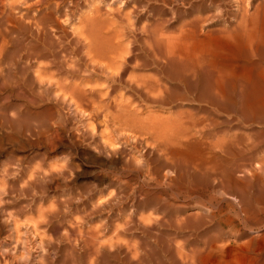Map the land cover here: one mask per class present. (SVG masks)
I'll use <instances>...</instances> for the list:
<instances>
[{
    "label": "rangeland",
    "instance_id": "rangeland-1",
    "mask_svg": "<svg viewBox=\"0 0 264 264\" xmlns=\"http://www.w3.org/2000/svg\"><path fill=\"white\" fill-rule=\"evenodd\" d=\"M0 1L2 2V3L0 2V11L2 9L1 6L3 3H4L3 5H6V4L7 5H13V2H15V3L17 2L16 4L14 3L13 6H16V5L19 6L20 10L24 9V7L27 4L28 5L26 7H28L29 5L31 6L32 3H34V1H30L27 4L20 6L24 0H8V2H6L7 0H3V1L0 0ZM75 1L77 2V5L79 6V7L76 6V8H74L77 10L73 9L74 10L73 13L75 12L74 13L75 19L81 18L80 15H82V18H83V16H84V18L87 16L95 18L98 14V17L101 18V23L104 24L107 20H111L114 17L113 22L115 21L116 24L115 23L112 24L113 25L112 27L110 26L111 23H113L112 21L111 22L108 21V22H110V24L102 25V26H104L103 27L104 29H105V26H106V28H107V26H108V28L110 26L109 29H107V30L105 29L107 32L105 33V31H104V35L105 34H106V36L112 35L110 37L113 39V37L116 36L117 34L119 35V36L118 35L117 36L120 38V34H121V37L126 38V40L125 39L123 40V38H121V40H123V41H121L117 37L119 40L118 41L117 38L114 37L115 38L113 40L114 42L113 41L112 42L114 43L115 48H117L118 46L119 47L116 49L117 51L115 50L117 52V55L109 56L110 58L112 57V59H110L109 57H103L104 59L101 57L99 59L98 56H95V57L90 56L91 57V58H89L90 61L93 59L92 57H94V59H93L94 63H93V60H92V63L94 65H96L95 67L102 66V68H107V66L109 67L112 64L113 67L110 66V70L107 68L106 71H108V70H109L108 72L113 71V69H116L118 67V65L120 64L119 60L121 61L122 55L126 54V52L128 51L125 48H127L128 46H131V47H128V49L130 48L129 51L130 50L134 51V55H133L134 58L132 57L133 60L131 59L132 61L130 63H128V66L130 67V69L128 68L126 71V73H127L126 77L128 78V79L127 78L126 79L127 80H133V79H131L134 75V74L133 75L131 74L132 73L131 71L133 70V72H135L136 75H134L135 76V77H133L134 81H132V82L139 83V84L140 83L143 84L142 83L143 81H145L144 83H147V84L149 82L150 86L148 85L146 87L147 88L149 87L148 89L152 88L154 90L148 91V89H146L147 91L146 90H144V91L148 92L150 94V96H152V94L158 93L157 95L163 96L164 98L167 95L165 88H167V87L170 88L171 86L174 85L173 82L169 81L168 77H167V74H170V73L172 74L173 69L171 67H169L167 60L163 59L164 56H161L160 54L159 55L158 54H152L151 52H149L153 49V46H152V44H150L151 43L150 41H152V40H147V39L151 38L150 37L151 34L148 32H150L153 28H155V30H157L158 35H160L162 37L172 36V34L170 35L171 32L174 35L173 37H175V33H176L175 31H177V35H178L179 31H182L183 29L184 30L187 29V27H185L184 23L188 24L191 21V19L194 20V18H197V17L199 18V17H203V16L205 17V15H206V18H208L207 20L210 22L207 21L208 26L206 27L205 30H206L207 34L209 32H211L210 34H208L210 36V39H208L209 38V36H208V38L206 37L204 39L205 42L199 43V44L197 43V41L194 43V38L192 40L194 44L190 43V42H192L191 39L188 40L187 43H180V44L176 43L178 41H175L174 49L178 50L179 48L180 49L183 48L184 50L181 49V51L183 50L184 54H181L182 52L179 49L177 51L178 53L176 51H174L175 52L174 55L177 54V56H179V54H181L180 55L181 58H188V57L196 58L197 55L195 54V52L198 51V53L197 52L196 53L198 54L197 57L199 58L200 57L199 55H201L200 53L202 51H204V49H202V48L208 47L209 49H206V51L210 50L209 51L210 52V58L209 59L211 61V64L213 65V67H215V66L217 67V65L219 66V64H220V66H223V69L226 70L228 81L232 82L231 80H235V81H237V84H238V86L236 85V89H238L240 87L238 90H240V92L242 94V97H241L242 98V105L245 108V110H247L249 112V114L247 113L244 116H238V115H235V113H233V112H232L233 114L229 113L227 110V112H223V113H225L224 114L225 116L223 115V113H221L222 115L220 114L219 121H220V119L224 120L226 118V120L220 121L222 123L220 126V129H223V131H227L230 127L235 126V124L237 123V125H238V127H236L237 133H239L241 138H242L241 139V146H242V143L245 145L252 143L253 145H255V149L252 150L253 155L258 154L257 157L253 158L254 160H252V165L254 163L253 161H255V163H254L255 166L253 165V167H256L255 171L257 170L255 172V177L258 176L256 178V180H255L254 175H252L251 177L249 175L244 176V173H242L241 175L240 174L236 175L239 178L240 182L242 181V183L247 184V187L244 191V197H245L246 202H248V204H249V206H247V208L249 209V212L247 215L243 214L244 217L242 216V214H238L239 212H238V209L236 208L237 203L234 200H232L231 198H227V196H224V195L222 196L216 192L217 191V181H215V180L213 181V179L212 180L209 179V182H206L205 180L202 179L200 170L195 165L196 159H199V156H197V154H196L198 152V149H196L197 152H195V149H194L195 146H196V148L198 146L196 143H193V142H195L194 140H196L197 135L193 129H188V130H193V131L189 132L187 130V128L185 127V125H188V123H191V121H192L191 119H194L197 116H199V113H200V111H199L200 106L199 105H201V104L199 102H195L194 100L192 101L191 95L186 94V92L184 91V89L181 86H179V89L174 94L172 99L168 98L171 102L167 101V99H166L167 104H164V105L158 104V106H159L158 107L156 103L149 102L143 96H141V95L137 94L136 92L132 91L131 89H129L125 84H123V83L115 84L114 83V89L112 91L110 90V95H109L110 98H109L108 104H110V106H107L108 105L107 103L106 104L100 103V102L97 103L98 101L96 100L95 101L96 105L97 104H99V105L105 104V106H103V105L100 107L98 106L100 108L98 111V108L94 104L92 106L93 108H89L87 110V112H90L89 110L91 109V113H93V111H95V112L97 111L96 112L97 113L96 121H95V117L93 118L94 120L92 119L90 121V124H89L91 127L90 128V127H88L89 122H88V120H86L85 117L78 114L75 111V109L72 110L74 107L72 106V108H71V105H69V103H67L66 100H64L63 98H62L63 101L61 100L62 96H61V92L58 91L60 89H58L57 84L59 81L61 82V80L64 79L63 83L59 82L60 84L58 86L60 88V87H63L65 85V88L69 89L72 86V84L78 85V83L81 80L85 79L84 82H86V83H84V85H86V88L92 87V89H94V88L97 89L98 87L99 88L101 87L100 88V89H102V91L100 92L101 95L98 94V96L100 95V97H103V94L106 95L108 93V90L104 89V88H106L107 86H109L111 84L108 81H106L105 78L103 77V75L105 76V74L103 73V75H101L100 74L101 72L94 73L93 77H95V76L96 77L90 78L92 81L89 79L90 84H89V82L87 83L86 80L88 78L86 79L85 77H88V75H91L93 73L92 68L90 67V66H92V63L89 60H86L84 58L85 51L84 50L82 51L81 49L75 47L73 45V43H70V41H69L70 39L65 36L63 38V42H64V44H66L65 42L68 41L66 44L67 48H69L68 53L71 50H72V53L70 52L67 56V59H65V60H62V59L57 60L56 59L54 61L55 69H53V67H52L53 65H51L52 68L48 65L49 64L48 60L40 59L39 65H41L40 67H44V69L42 68L43 71L44 70L46 71V75L44 74L45 72L42 71L43 73H41V74L42 75L44 74V75H43V78L41 80V78H40L41 74L39 73L41 69L36 68L37 69L36 70L34 68L35 65H33V64H31V66H30V64L26 62L27 59L24 60L25 56L23 55V51L19 50L20 46L17 44L16 40L17 41H25V42L27 40H29L28 35L26 34V32H24V25L20 24V25H18L19 27L17 26V29H15V31L13 33L14 35L13 34L11 35L12 41L8 42V40H7L8 44L5 47V50L3 51L2 55H1L3 58L1 61L2 63H1L0 70H3V71H1L2 73H0L2 75V77L0 75V78L3 82L1 84V80H0V86L2 85L0 88V101H1L0 102V110H2V112L6 113L7 115L5 114L4 117L1 116L0 121H1V123H3L5 129L6 128L8 130L10 129L9 130L10 133H9V131H6L4 129V131H6L5 133L8 132L7 134H11L12 132L15 133V131H16L17 134L22 135V133L25 131V129L27 127L28 128L30 127V129L32 130V133L33 134L36 133V136L32 137L33 143L35 142V144H37V143H39L38 142L39 140H41V139H44V140L40 141V143H42V144L39 143L40 145L34 144L33 149H30V151H29L26 149H20L22 147L20 144H14L10 140H5L6 138L0 137V140L1 139L4 140L2 143H1L2 140L0 141V143H1L0 146H2V147H0L1 148L0 149V151H1L0 152V165H2L0 167L1 168L3 167L2 169H0V172H1L0 178H2L0 184L2 183V185H3V186L0 185L1 186L0 188L3 187L2 189L4 190V192H1V194H0V200H2L0 202V204L6 205L5 207L7 210H9L11 212L13 211V213L15 215L16 214L18 215V216L16 215L17 218H15L16 219L15 221L17 223L13 222L17 225L14 226V224H13V226L12 225L10 226V224H12V223H9L6 225L5 219L2 218V215L0 214V240L3 239L2 242L0 241V255H1L0 257L3 258V259L0 258V264H10L9 262H11V264H31V263L32 264H88L89 263L88 252H90L89 247L91 248L93 246H94L93 247L94 251L96 250L97 247H98V249L96 250V252L99 250L98 251L99 256L97 255V257H95V256L93 257V258H95L94 264H178V263L182 264L180 257L177 258V256H180L179 255L180 252L182 254L190 255L189 249L191 250L190 252H192V251L196 252L197 257H199L198 260L202 264H206V263L207 264H264V222L262 223V221H264V217H263L264 216V202H263L264 201V187H263L264 185H262L264 182V170H263L264 167L262 166L264 164V121H263L264 120V1L263 0H257V1L256 0H247L248 3L245 4V3H243V2H245V0L244 1L239 0L236 4L235 2L237 0L236 1H233V0H231V1L230 0H210V2H209V0H204L205 2H208L209 4L205 3L204 5L201 6L200 5L201 0H196V1L195 0H135L134 2L137 3L136 5H135V3L131 4V3H133L132 2L133 0H125L126 5L124 7L123 6L119 7L118 4H115V5H118L116 8H115V5L113 4V2H110L111 4H107V5L105 4V6H104L103 4L99 5V0H98V3H97V0H88V3H87V0H75ZM109 1H111V0H109ZM217 1H219V2H217ZM262 1H263V3H262ZM91 2L94 3L93 5H95V6H93ZM240 2H241V4H240ZM85 3H87V5ZM210 3L213 5H211ZM90 4L92 6H90ZM247 4H249V5H247ZM258 4L260 6H258ZM234 5H235V7H234ZM241 5H243V7ZM244 5H246V6L244 7ZM87 6L89 9L87 8ZM101 6H102V8H100ZM216 6L218 8H216ZM91 7H93V9ZM94 7L97 10L94 9ZM127 7H129L130 9ZM258 7L260 8L259 9L260 11L257 10ZM78 8H79V10H78ZM98 8H99V11H98ZM105 8L108 11L110 10V13L108 12L109 16H107V18H106L107 10ZM240 8L242 9V11L244 13L243 15L247 19L242 15L241 11H240L241 13L238 12L240 10ZM243 8H244V10L245 9L246 10L248 9V10L244 11ZM80 9H81L82 13H81ZM83 9L85 10L87 16H85L86 14H85V12H83L84 11ZM86 9H87V11H86ZM90 9H92L94 11V14H93V11ZM100 9H102V12L100 11ZM111 9H113V10H111ZM127 9H128V11L130 10L131 12L130 11L128 12ZM171 9H172V11H171ZM88 10H89V13H88ZM95 10L97 13L95 12ZM105 10H106V12H105ZM76 11H77V13H76ZM112 11H113V15H110V14H112L111 13ZM117 11H118V18L116 19L117 15L115 12H117ZM124 11H126V13H122ZM137 11L139 12V15H138ZM99 12H101L102 14ZM103 12H105L106 15L103 14ZM256 12H259V13H256ZM79 13H80V15H79ZM202 13H203V16H202ZM246 13L248 15L249 14H252V15L248 16ZM90 14H92L93 16L92 15L90 16ZM99 14H101L100 15L101 17L99 16ZM254 14H256V15H254ZM103 15H105V19L102 17ZM124 15L125 16L127 15V20H126V17ZM131 15H132V18H131ZM110 16H111V19H109ZM159 17H161V18L159 19ZM242 17H244V18H242ZM250 17L251 18L254 17L253 19H254V21H256L252 25L253 28H252L251 24H248V22H247L248 18L251 19ZM102 18L104 21H102ZM188 18H190V19H188ZM219 18L222 20H220ZM139 19H140V21H139ZM209 19H211V20H209ZM218 19H219V21H218ZM241 19H243V22H245L242 25L239 24L240 22L242 23ZM124 20H126V22L128 21L129 23L127 24L126 22H124ZM134 20H135V23H134ZM122 21H123V23H122ZM141 21H143V22H141ZM161 21H162V23H160ZM99 22H100V20H99ZM108 22H106V23H108ZM117 22H119V23H117ZM154 22H156L157 24L159 22L160 25L159 24H158L159 26L155 25L156 26L155 27ZM168 22H170V23H168ZM174 22H175V24H173ZM237 22L239 24V28L236 27V26H238V24L236 25ZM125 23L128 26L124 25ZM152 23H153L154 27H152ZM4 24H5V26H2ZM117 24L120 28L117 26ZM245 24H246V26H245ZM2 25H0V30L7 28L8 25H11V23L4 22V23H2ZM183 25H184V28L182 27ZM115 26H117L118 28ZM124 26H126V28ZM129 26L133 30L134 29L135 30L131 31L130 30L131 28ZM141 26H143L144 28ZM175 26L178 28L182 27L183 29L180 28L181 30L180 29L178 30V28H176ZM3 27H5V28H3ZM139 27H140V29L136 30ZM151 27H152V29H151ZM247 27L249 29L251 27L252 29L249 30ZM124 28L126 30H124ZM127 28H129V29H127ZM148 28H149V30L150 29L151 30L150 31L147 30ZM156 28H158V29H156ZM212 28H213V30H212ZM242 28L247 29V30H243V31H245V33H243ZM115 29H117V30H115ZM120 29H122V31ZM207 29H208V31H207ZM118 30L120 32H118ZM146 30H147V32H146ZM168 30H171V31H168ZM224 30H226V31H224ZM251 30H253L252 33H251ZM110 31H112L111 34H110ZM139 31L144 32V34H146V37H148V38L144 37L143 36L144 34H142V32L139 33ZM221 31H223V32H221ZM121 32H124V33H121ZM160 32H162L163 34H159ZM255 32L256 33L259 32V33L256 34ZM107 33H108V35H107ZM113 33H115V34L117 33V34L114 35ZM220 33H221V35L224 36V38L223 39H216V38H219L221 36ZM125 34H127V35H125ZM129 34L132 36H130ZM148 34H150V35H148ZM166 34H167V36H165ZM180 34H181V32L179 33V37H180ZM242 34L244 35L243 37H242ZM177 35H176V37H177ZM139 36H141V37H139ZM179 37H177V38H179ZM145 38H146V42H148L150 45H148V43H146L144 41ZM258 38H259V40H258ZM14 39H15V41H13ZM65 39H67V41ZM141 39H143L145 44ZM260 39H261V41H260ZM127 40H129V41H127ZM262 40H263V45H261ZM122 42L125 43V47H124V44H122ZM204 43H206L207 47H202V45ZM258 43L260 44V46ZM146 44H147V46H145ZM68 45H69V47H68ZM200 45H201V47H199ZM148 46H150V47H148ZM178 46H180V47L177 48ZM121 47L124 49L122 51L123 54L121 51H119V52H121V55H120L118 50L122 49ZM186 47H187V49L190 50L191 56L185 57L186 52H187ZM198 48L199 49L201 48V50H199ZM179 51H180V53H179ZM193 51H195V52H193ZM188 54H189V52H187V55ZM192 54H195L196 56L193 55V57H192ZM69 55H71V56H69ZM79 55L80 56L82 55V56L80 57ZM154 55L159 56L158 61L159 62L163 61L164 65L160 64V67L154 66L152 63L153 59H157L156 56H154ZM182 55H184V57ZM113 57L117 58V60L120 57V59L117 61ZM68 58L69 59L74 58L75 61L73 59L72 63H71V60H69ZM160 58L162 59V61ZM83 59H85L84 62L87 61L86 65L83 62ZM105 59H107L109 62H112V63H109V65H108V63L105 61ZM137 59H140L141 62ZM102 60L104 62H102ZM112 60H114V61H112ZM135 60H137V61H135ZM43 61L44 62L46 61L47 63L45 62L46 64L44 65ZM68 61H69V63H68ZM96 61H98V62H96ZM133 61L136 63H133ZM42 62H43V65H42ZM105 62L107 63V66H105L106 65ZM116 62H117V64H115ZM137 62H139L140 64L144 63L147 66L144 68H139V69L133 68L132 66L134 64H139ZM31 63H32V61H31ZM82 63H83V65H82ZM103 63H104V65H101ZM132 63H133V65H132ZM97 64H98V66H97ZM19 65H20V67H19ZM68 65H69V68L67 67ZM75 65H77L78 68ZM114 65H117V66H114ZM130 65H132V66H130ZM49 67H50V71H49ZM88 67L90 69L87 71ZM152 67H154V68H152ZM67 68H68V70H67ZM81 68H82V70H81ZM111 68H112V70H111ZM131 68H132V70H131ZM134 69L136 71H134ZM145 69L147 70V72ZM152 69H153V73L155 70H156L155 71L156 73L153 74ZM36 71L38 72L37 76L39 75V77H37L38 80H34V82L37 83V85H38L39 82L44 81L43 82L44 84H41L43 86L39 87V88L33 82V77L36 78L35 77L36 73H37ZM62 71H63V73H62ZM86 71L89 73H87ZM51 72L52 73L54 72L53 74L55 76L54 75L52 76ZM34 73H35V75H34ZM48 73H49V75L47 77ZM64 73L65 74L67 73L66 74L67 76ZM79 73L82 75H80ZM128 74L132 75V77L128 76ZM31 75H34V76H31ZM100 75L102 77H100ZM137 75H138V77H137ZM139 75H140V77H139ZM155 75H157L158 78ZM142 76L143 77L148 76L146 79H148V78L150 79V76L151 77L154 76V78H151V79H153L152 81H150L151 79L150 80L148 79L149 81H146V80H144V78ZM159 76H161V77H159ZM46 77L50 78V79L45 80ZM64 77H66V79ZM70 77H72V78H70ZM100 78H104L105 84L102 81L103 79H100ZM139 78H142L143 80H141ZM11 79H12V81L15 79V81H18L19 83H21V85H20L21 87L19 88V90L15 91V92H18V94L17 93L15 94V92H14V93H11L12 94L11 95L10 91H8V89H6L7 85L9 83H12V81H10ZM51 79H53V81L56 79L54 81L55 83ZM72 79L73 80L75 79V80L73 81ZM78 79H79V81H78ZM135 79H136V81H135ZM48 80H50L49 82L51 84V87L45 86L46 82ZM65 80L67 83L64 82ZM138 80L139 81L141 80V82H139ZM36 81H38V82H36ZM56 81H57V83H56ZM96 81H98V84H100V85L103 83V86L102 85L97 86ZM31 82H32V84H31ZM27 83L31 84V86H30L31 88L29 87L30 88L29 92L27 91L28 89L24 88L25 86L24 87L22 86V85L27 84ZM52 83H53V85H52ZM81 83H82V81H81ZM153 83H155V86ZM163 83L167 84L168 86L164 85ZM87 84L89 86H87ZM160 84L161 85L163 84L162 86L165 88H163ZM104 85L105 86L107 85V86L105 87ZM117 85H118V87H117ZM158 85L161 87L159 88ZM54 86H56L57 90L54 88ZM68 86H69V88H67ZM26 87H28V86H26ZM43 88H45V89H43ZM99 88H98V90H100ZM158 88H159V90H158ZM161 88L165 89V90H163V95L161 94L162 93ZM51 89H53V91ZM117 90L119 92H117ZM120 90H121V92H120ZM123 90H127V91H124L126 93H122ZM1 91H2V93H1ZM6 91H8V92H6ZM131 91H132V93H131ZM152 91H153V93H152ZM192 91H193V94H195V90H192ZM57 92H59V93H57ZM8 93L11 96V98H9L10 102H9V99L7 100V97H9ZM52 93L58 94V97H55L54 96L55 94L52 95ZM5 94L7 95V97ZM13 94L16 96L15 98H13L14 97ZM121 94L124 97H122ZM156 94L153 96H156ZM117 95H118V97H117ZM111 96H113V97H111ZM115 97L118 98V100ZM119 97L122 98L123 100L120 99ZM2 98L5 100H3ZM113 98H114V100L116 99V101H118V103H117L118 105L116 104V102H114ZM126 99H130L131 101L126 100ZM134 99H135V101H132ZM60 100H61V102H60ZM120 100H121V103H120ZM128 101L130 102V104L132 102L131 105L133 107L130 106ZM140 101H142V102L144 101V102L141 103ZM3 103H5V104H3ZM134 103H135V105H134ZM125 104H127V105H125ZM128 104H129V106H128ZM146 104H147V106H146ZM150 104H152V105H150ZM154 104H155V106H154ZM122 105H123V108L121 107ZM14 106L15 107L17 106V107L15 108ZM124 106H125V108H124ZM136 106H138V107H136ZM61 107H63V108H61ZM105 107H107V108H105ZM115 107H116V109L118 108V111H116V112H114ZM119 107H121V109H124L127 113L124 112V110H123L122 114H121ZM126 107H128V108L130 107V108L128 109ZM69 108L71 110H69ZM103 108H104V110H103ZM137 108H140L139 113L137 111ZM17 110H19V111H17ZM106 110L108 111V116L105 115V114H107ZM110 111H113V112L111 113ZM103 112H106V113L104 114ZM118 112H119V114H118ZM131 112H133L132 113L133 115L131 114ZM193 112H194V114H193ZM8 113H9V115L11 113V117L14 121V123L11 124L12 125L11 127L5 126L7 124L6 123L7 120L10 118ZM115 113H117V115H119V116H121V115L125 116V115L130 114V116H129L130 119L133 116H134L133 118L137 119L135 121L136 123H138L137 121H140L142 125L144 124L147 126L148 124H150V127L148 125L147 129L144 128V131L147 134L151 133L152 130L154 131L155 127L158 129L160 128L159 131H157L158 129L156 130V128H155V131H157V132H159V134L163 135V136L160 135V138H162V140L163 139L164 140L165 139H168V140L172 139L175 141V139L177 138L176 139V142H177L178 139L180 138L178 143H175V142L172 143V145L175 143V148H174V145L172 148L175 150L178 149L179 152L183 151L182 154L176 153V157L180 155L179 156V159L181 158L180 162L185 165L184 168L187 170L177 171V172H174L172 174H168V176H170V175L172 176V177L170 176V180H171L170 182L169 181L158 182V181L154 180L155 176L151 175L152 171H155L157 168H160L161 162H159L155 158L154 152L151 149H149L150 148L149 146L153 143V141L155 140V138L157 136V135H155V137H154L152 135L157 134V133L152 132L151 136H149L150 134L149 135L144 134V131L142 130L144 126L143 127L141 126L142 127L141 130L143 131L142 132L140 130V132L143 133V135L141 136V133L137 132L140 129V128H138V125L135 124L136 127H133L134 123H132V121H131L132 124L126 122L127 125H125V121L123 120L125 117L122 119L119 116H116ZM180 113L182 115L184 113H186L183 116L181 115L185 120L180 116ZM252 113H254V114H252ZM111 114L113 116H111ZM177 114H179V115H177ZM102 115H105V116H102ZM109 115L111 118L113 117L114 119H110ZM257 115H260V116H257ZM261 115H263V117ZM235 116L240 118L239 122H236V121H235L236 123L232 122V119L235 118ZM66 117H67V119H66ZM76 117L78 119L80 118L79 120H81V121H82V118H85V119H83V121L81 122V121H78V119ZM101 117L103 119H101ZM104 117H106V118L104 119ZM153 117L155 119H153ZM185 117L190 118V119H187ZM192 117H194V118H192ZM17 118H18V120H17ZM119 118L122 119V120H120V124H118V121H116ZM106 119H108V120H106ZM135 119H133V120H135ZM173 119H174V121H173ZM182 119L185 122H183ZM23 120H24V122H23ZM99 120L100 121L102 120L101 121L102 125H103V123L106 124L105 122L110 123V120H112L113 122L111 121V123L109 125L106 124V128H107L106 129V128H103L105 126H102L100 123H98ZM177 120H178V122H177ZM180 120L184 124H181L182 122L179 123ZM186 120H188V122H186ZM115 121H116V123H114ZM121 121H123L124 123ZM226 121H228V122L231 121L230 122L231 124L230 123L228 124V122L226 123ZM25 122H26V125H25ZM96 122L98 123V125ZM148 122H150V123H148ZM151 122L152 123L154 122L155 126ZM15 123H17V124H15ZM79 123H83V124H79ZM85 123H86V125L84 126ZM113 123H114V125H113ZM238 123H240V124H238ZM92 124H94L95 127L91 126ZM130 124H131V127H128V125L130 126ZM138 124H140V123H138ZM151 124H152V127H151ZM160 124L161 125L163 124V125L161 126ZM169 124H170V126H169ZM179 124L182 125L181 128H183V129L186 128V130L184 129L185 130L184 132L182 129L179 130L180 129ZM226 124H228V125H226ZM86 126L88 128H84ZM113 126H115V127L121 126V128L118 129V128H115ZM176 126H177L176 129L178 130L177 132H176V129H174ZM189 126L190 125H188L187 127H189ZM108 127H110V128L113 127L114 130L110 129V128L108 129ZM125 127L129 128L130 130L132 129L131 130L132 132H130V130H128ZM132 127L136 128L135 129L136 131ZM148 127L151 129H149ZM164 127L167 128V130ZM178 127H179V129H178ZM51 128H52V130H51ZM89 128L91 130H88ZM122 128H124L126 130V134H124L125 133L124 129H123V131L121 130ZM137 128H138V130H137ZM161 129H162V132H164L163 130H166V131L164 133H162ZM173 129L175 130V132ZM82 130H84V132ZM78 131H81V132L75 134V132H78ZM117 131L119 133H122V134H119ZM134 131L136 133H138V135H136V133L132 134V133H134ZM103 132H105V133L103 134ZM110 132H111V134H110ZM170 132L173 133V134L171 133L172 136L170 135ZM179 132L182 135L179 134V136H178L177 134ZM80 133H81V135H80ZM168 133H169L170 137L167 136L168 138H166L165 135L166 134L168 135ZM174 133H175L176 137H175ZM190 133H191V136L193 133V137L195 138L194 139L193 137L190 136V140L193 138L191 141L189 140V134ZM106 134H107V138L109 137L108 135H110L111 138L109 137V139H106ZM112 134H113V136H112ZM128 134H130V135H128ZM82 135H84L86 137V139L88 140L89 143H87V140H86V142L84 141V139H85L84 136L82 137L84 139L80 138ZM100 135H102L104 138H102V136H100ZM116 135H118L117 136L118 138L116 137ZM125 135L129 138L128 139L129 141L126 139L127 137L124 138ZM134 135H136V136H134ZM45 136H47V137H45ZM77 136L79 138H77ZM131 136H132V140H131ZM133 136L135 139L133 138ZM187 136H188V139H186ZM121 137L123 138L124 141L122 140ZM143 137H145V138L147 137L146 143L144 142L145 139ZM158 137H159V135H158ZM181 137H183V138H181ZM35 138L37 140L38 139L39 140L36 141ZM76 138H77V140L75 141ZM113 138L115 140H117V142L115 140L111 141V140H113ZM160 138L159 139L156 138V139L160 141ZM98 139H99V141H98ZM103 139H104V144L102 141ZM105 139L108 141V144L112 142V144H110V145H113V148L116 149L115 153L111 154L110 150H109V152H107L108 149H106L102 146V145H107L109 148H111L110 145L105 143V142H107ZM148 139H149V141H148ZM185 139L187 141L189 140L188 143L189 144L191 143V146L187 145L188 143L185 142L186 141ZM125 140H127V141H125ZM42 141H44V142H42ZM83 141H84V143H83ZM132 141H134V142H132ZM180 141H182V143H184V144L186 143L185 145L188 149L193 147L194 150H192V148H191L193 153L191 152L192 153L191 154L190 150L185 148L184 147L185 145L183 144L184 145L183 146ZM212 141L214 142V139ZM262 141H263V143H262ZM45 142H46V145L43 144ZM118 142H120V143H118ZM85 143H86V145H85ZM115 143H117V144H115ZM192 143L196 144V145H192ZM82 144H84V145H82ZM87 144H89V145H87ZM145 144H147V145H145ZM176 144H178V146H176ZM180 144L183 146L184 150L181 149L182 146ZM18 145H20V146H18ZM115 145H117L118 147ZM179 145L181 147H179ZM92 146H94V147L92 148ZM122 146H123V149H122ZM88 147H91V149L90 148L88 149ZM141 148L143 149V151L141 150ZM94 149H97V150H94ZM138 149H140V151ZM180 150H182V151H180ZM199 150H200V148H199ZM255 150L258 152H256ZM262 150H263V152H261ZM92 151H93V154H92ZM178 151L176 150L175 152H178ZM184 151L186 153H184ZM187 151H189V152H187ZM131 152H133V153H131ZM141 152H143V153H141ZM67 153H69L70 155ZM23 154L25 155V157ZM117 154H118V156H117ZM184 154H185V157H184ZM193 154H196V155H193ZM86 155H88V156H86ZM113 155H114L116 160H113L114 159ZM186 155H188V156H186ZM193 156H197L198 158H195V157L193 158ZM66 157H68V159ZM84 157L86 159H84ZM188 158H190V160ZM91 159H93V160L91 161ZM108 159H109V161H108ZM135 159H137V161ZM182 159H184L186 161L183 160V162H182ZM192 159H193V161H192ZM18 160H20V162ZM64 160H66V162H63ZM117 160L119 162H114ZM134 160H135V162H134ZM139 160H141V161H139ZM187 160L189 162H187ZM34 161H35V163H34ZM45 163H46V165H45ZM256 163H259V164H256ZM65 164H68V165L65 166ZM147 164H148V166H147ZM23 165H25V166H23ZM27 165H28V167H26ZM45 166H48V167L50 166L49 167L50 170L47 171L46 169H48V168L46 167V169H45ZM60 166H63V167H60ZM20 167H22V168H20ZM36 167L38 169H34ZM41 167H42V169H41ZM59 167H60V169H59ZM12 168H13V170H12ZM28 168H31V170L30 169L28 170ZM260 168H261V170H260ZM62 169H64V170H62ZM57 170H59V171H57ZM20 171H23V174ZM27 171L28 172L30 171L28 173L29 175L31 174L30 176L28 174H26ZM56 171H57V173H56ZM45 172H46V174H45ZM16 173H18V174H16ZM43 173H44V175H43ZM179 173H180V175H179ZM213 173L217 174L216 171H213ZM15 174L17 175L18 179L16 178ZM41 174H42V176H44L43 178H42ZM57 174H58V176H57ZM4 176L7 179H4ZM33 176H35L34 180L36 182L34 180H32ZM13 177L15 179L19 180V183H21V184L24 183V185L20 186L21 184H17L18 181L15 180ZM28 177H31V178H28ZM36 177L39 180H36ZM49 177H50V179H49ZM118 177H119V180L121 179L120 181L118 180ZM247 177H249V178H247ZM252 177H253V179H252ZM20 178H22L21 179L22 182H21ZM8 179H10V180H8ZM250 179H252V181ZM23 180H25V182ZM46 180L48 181L47 184H46V182H47ZM256 183H258V184H256ZM13 184L16 186H14ZM157 184L158 185L161 184V185L158 186ZM254 184H256V186ZM10 185H12L14 187H12ZM195 186H196V188H195ZM4 187H5V189H4ZM166 187H167V189H166ZM197 187H198V189H197ZM192 190H193V192H192ZM97 193H98V195H97ZM105 193L108 196H105L106 195ZM255 193H257V194H255ZM101 195H102V197H101ZM194 195L196 196V198ZM215 197H216V199H215ZM256 197H257V199H255ZM70 199H71V201H70ZM94 199H96L97 201ZM101 200H103L102 201L103 203L101 202ZM6 201H8V202H6ZM98 201H100V202H98ZM216 203H217V205H216ZM255 203H257V206ZM177 204H180V205H177ZM9 205H11V206H9ZM41 205L44 207L42 208ZM16 206H18L17 207L18 209L15 208ZM10 208H11V210H10ZM150 208H151V210H150ZM256 208H259V210ZM146 211L148 214L150 213L149 214L150 216H148V218H150V219L147 218ZM254 211H255V213H254ZM259 211L261 213L263 212L262 213L263 215H261V213H259ZM22 213L24 215H22ZM27 213H29L30 216ZM44 213L45 214L47 213V214L44 215ZM138 213H141V215L144 217V220L141 219L144 223L140 221V218L138 220V217H141V216H139ZM154 213H156V214H154ZM26 214H27V216L25 217ZM31 214H32V216H31ZM152 214H153V216H151ZM187 214H189V215H187ZM256 214L260 215V216H257L259 218H257L255 216ZM20 215L22 216V218H19V217H21ZM42 215L44 217H47V218L44 219V217ZM75 215H76V218H75ZM154 215H156V216H154ZM176 215H178V216H176ZM182 215H184V217H186V218H184V217L181 218ZM251 215L252 216L254 215V217H251ZM190 216L192 217L191 219L194 220L193 223H188V221H187V218H190ZM237 216H240V218ZM170 217H172V218H170ZM261 217H262V219H261ZM124 218L125 219L127 218V219L125 220ZM155 218H157L156 219L157 222L153 220ZM165 218H166V220H165ZM176 218L180 219V220L175 221ZM248 218L251 220H249ZM253 218H254V220H253ZM46 219H48V220L46 221ZM145 219H146L148 224L146 223ZM182 219L184 222L181 221ZM20 220H22V221H20ZM33 220H35V221H33ZM150 220H152V221L150 222ZM252 220H253V222H251ZM255 220L258 222H256ZM44 221H45V223H44ZM76 221H78V222H76ZM131 221H133V222H131ZM248 221H250L251 224ZM20 222H22V223L20 224ZM239 222H241V223H239ZM255 222L259 225H257ZM26 223H28V224H26ZM57 223H58V225H57ZM177 223L179 224V226ZM244 224H245V226H244ZM25 225H26L25 228L26 229L28 228L27 231H26V229H24ZM29 225H31V226H29ZM35 225L37 226L38 229H36ZM18 226H19V228H17ZM45 226H48V227H45ZM10 227L12 229L14 227V230H12ZM15 227L18 230L20 228L22 229V230L21 229L19 230L20 231L19 234L17 233L18 230ZM31 227H32V229H31ZM54 227H57V228L59 227V229L61 228L60 229L61 231L57 230L55 233H52L50 230L53 229ZM33 229H34V233H33ZM68 229H69V231H68ZM15 230L17 232H15ZM98 230L101 232H99ZM39 231H41V232H39ZM66 232H67V234H66ZM79 232H80V234H81V232L84 234L80 235ZM15 233H17L19 235V237L17 234L15 235ZM36 233H38V234H36ZM41 233L44 235L43 237L40 235ZM92 233H93L94 237L91 236ZM115 233H116V235H115ZM33 234H34V237H33ZM47 234H49L50 236ZM52 234H53V236H52ZM58 235H61L62 237H60ZM83 235L85 237H83ZM29 236H31V237H29ZM40 236H41V239L43 240V242L40 241L41 240ZM45 236H46L47 241L49 243H47V241L45 240L46 239ZM48 236H49V238H48ZM56 236L58 239L59 238H61V239H59V241H58V239H56ZM16 237H17V239H16ZM38 237H39V240H38ZM75 237L77 239H81L82 241L81 240L78 241ZM88 237L90 238L89 239V241L91 243L90 246L88 244L89 241L87 242ZM113 237H115V239ZM173 237H174V239H173ZM210 238H216L218 240V242L220 244H218L217 248H215V249H207L206 248V244L204 242H206ZM15 239H16V241H15ZM25 239H27V241ZM48 239H50V240H48ZM94 239H96V240H94ZM116 239H117V241H116ZM124 239H125V241H124ZM178 240H179V242H178ZM36 241H37V243H36ZM39 241L43 245L41 243H39ZM55 241H56V243H55ZM69 241H71V242H69ZM97 241H100V242H97ZM170 241H171V244H170ZM173 241L174 242L177 241V243L179 245L183 244L180 246H182L184 249L183 248L180 250L178 249L177 251L178 252L180 251L179 253L175 250L176 251V253H175L174 249H176V248H174V242ZM224 241H226V243ZM34 242L36 244H39V245L37 246L36 244H34ZM114 242L115 243L117 242V243L113 244ZM46 243L48 246H46ZM231 243H232V245H231ZM132 244H133V246H130ZM172 244H173V248H172ZM175 245H177V244H175ZM185 245H187V246H185ZM39 246H41V247H39ZM44 246H46V247H44ZM67 247H68V249H67ZM46 249H48V250H46ZM134 249H135V251H134ZM197 249H199V250L197 251ZM4 250H5V252H4ZM40 250H44V252L40 251ZM173 254H176V255H173ZM3 255L6 256V258L8 256H10V257H8L6 259ZM40 258H41V260H39ZM69 260H71V262ZM175 260L178 263H176Z\"/></svg>",
    "mask_w": 264,
    "mask_h": 264
},
{
    "label": "bare ground",
    "instance_id": "bare-ground-1",
    "mask_svg": "<svg viewBox=\"0 0 264 264\" xmlns=\"http://www.w3.org/2000/svg\"><path fill=\"white\" fill-rule=\"evenodd\" d=\"M3 1V0H2ZM30 1H34V3H32V5L30 6H28V7H26L28 4V2H30ZM135 0H133L132 2L133 3H131V4H134L135 2H134ZM196 1V0H195ZM231 1V0H230ZM233 1H236V0H233ZM232 1V2H233ZM239 0H237L235 3L237 4V2H238ZM244 1V0H243ZM257 1V0H256ZM264 1V0H263ZM263 1H262V3H263ZM1 2V1H0ZM6 2H8V0L6 1ZM19 2V1H18ZM86 2V1H85ZM110 2H113V4L115 5V4H118L119 5V7H121V6H125L126 5V3H125V0L123 1V0H111V1H109V0H99V5H101V4H103L104 6H105V4L107 5V4H111ZM128 2V1H127ZM130 2V1H129ZM209 2H210V0H209ZM217 2H219V1H217ZM251 2V1H250ZM260 2V1H259ZM2 3V2H1ZM12 3V2H11ZM14 3L15 2H13V5H14ZM17 3V2H16ZM15 3V4H16ZM84 3V2H83ZM87 3H88V0H87ZM87 3H85L86 5H87ZM92 3V2H91ZM97 3H98V0H97ZM149 3V2H148ZM207 4L208 2H205L204 0H201V6L202 5H204V4ZM243 3H248L247 2V0H245V2H243ZM242 3V4H243ZM258 3V2H257ZM4 4V3H3ZM2 4V6H1V11H0V25H2V23H4V22H9V23H11V25H8V27L7 28H5V27H3V28H5V29H2V30H0V68H1V61H2V53H3V51L5 50V47L7 46V44H8V42H10V41H12V34L14 33V31H15V29H17V26L18 25H20V24H22V25H24V32H26V34L28 35V38H29V40H27L26 42L25 41H17L16 40V42H17V44L20 46L19 48V50L21 51H23V55L25 56L24 58V60H26V62L27 63H29L30 64V66H31V64H33V65H35V69L37 68V69H41L40 70V74L41 73H43V72H45L44 74L46 75V71L44 70L43 71V69H44V67H40L41 65H39L40 64V62H39V60L40 59H43V60H48V62H49V66L51 67V65H53L52 67H53V69H55V63H54V61L57 59H62V60H65V59H67V56H68V54L71 52L72 53V50L68 53V50H69V48H67V39L69 38L70 40V43H73V45L75 46V47H77V48H79V49H81L82 51L84 50L85 51V55H84V58L86 59V60H89L90 61V59L89 58H91L90 56H98L99 57V59L102 57H109V56H115V55H117V48L119 47H117V48H115V46H114V39L115 38H117L118 36L115 34V33H113L114 35H116V36H114L113 37V39L110 37V36H112V35H109V36H106V34L104 35V31H105V33L107 32L106 30L107 29H109L110 28V26L112 27L113 25L112 24H114L115 23V21L113 22V18L111 19V16H110V18L109 19H111V20H107L106 22H108V21H112L113 23H111V25L109 26V28H108V26H107V28H106V26H105V29L103 28L104 26H102V25H105V24H110V22H108V23H104V24H102L101 23V18H99L98 17V14H97V16L94 18V17H89V16H87V14H86V12H85V10L83 11V12H85V16H87V17H85L84 18V16H83V18H82V15H80V13H79V15H80V17L81 18H77V19H75V17H74V13H73V11L74 10H77V9H74V8H76V6H78L77 5V2L75 1V0H24L23 1V3L20 5V6H22V5H25V4H27L25 7H24V9H22V10H20L19 9V6H13V5H7L6 3V5H3ZM9 4V3H8ZM79 4V3H78ZM94 3H92V5H93ZM137 3H135V5H136ZM209 4V3H208ZM211 4V3H210ZM216 4V3H215ZM240 4H241V2H240ZM252 4V3H251ZM91 4H90V6H92ZM118 5H115V8L118 6ZM147 5V4H146ZM173 5V4H172ZM191 5V4H190ZM211 5H213V4H211ZM239 5V4H238ZM247 5H249V4H247ZM255 5V4H254ZM82 6V5H81ZM84 6V5H83ZM89 6V7H90ZM93 6H95V5H93ZM103 6V7H104ZM111 6V5H110ZM109 6V7H110ZM133 6V5H132ZM131 6V7H132ZM215 6V5H214ZM242 7H243V5H241ZM240 6V7H241ZM246 5H244V7H245ZM251 6V5H250ZM258 6H260L259 4H258ZM79 7V6H78ZM97 7V6H96ZM112 7V6H111ZM142 7V6H141ZM165 7V6H164ZM234 7H235V5H234ZM238 7V6H237ZM241 7V8H242ZM83 8V7H82ZM87 8H88V6H87ZM92 9H93V7H91ZM100 8H102V6L100 7ZM126 8V7H125ZM127 8H129V7H127ZM144 8V7H143ZM170 8V7H169ZM216 8H218L217 6H216ZM220 8V7H219ZM240 8V10L238 11V12H242V15L244 14L243 13V11H242V9ZM248 8V7H247ZM256 8V7H255ZM74 9V10H73ZM89 9V8H88ZM92 9H90V10H92ZM94 9H96L95 7H94ZM106 9V8H105ZM121 9V8H120ZM130 9V8H129ZM132 9V8H131ZM190 9V8H189ZM249 9V8H248ZM247 9V10H248ZM254 9V8H253ZM260 8L258 7V11H260L259 10ZM78 10H79V8H78ZM97 10V9H96ZM96 10H95V12H96ZM107 10V9H106ZM106 10H105V12H106ZM111 10H113V9H111ZM117 10V9H116ZM115 10V11H116ZM123 10V9H122ZM121 10V11H122ZM126 10V9H125ZM139 10V9H138ZM243 10H244V8H243ZM246 10V9H245ZM244 10V11H245ZM246 10V11H247ZM80 11H81V9H80ZM79 11V12H80ZM86 11H87V9H86ZM93 11V10H92ZM98 11H99V8H98ZM100 11L102 12V9H100ZM120 11V12H121ZM127 11H128V9H127ZM130 11V10H129ZM128 11V12H129ZM171 11H172V9H171ZM206 11V10H205ZM220 11V10H219ZM237 11V10H236ZM255 11V10H254ZM101 12H99V13H101ZM105 12H103V14H105ZM110 13V10L108 11L107 10V15H106V18H107V16H109L108 14ZM127 12V13H128ZM131 12V11H130ZM138 12V11H137ZM207 12V11H206ZM211 12V11H210ZM216 12V11H215ZM240 12V13H241ZM76 13H77V11H76ZM81 13H82V11H81ZM88 13H89V10H88ZM92 13V12H91ZM97 13V12H96ZM112 14H110V15H113V11L111 12ZM116 13V19L118 18V11L117 12H115ZM122 13H126V11H124V12H122ZM204 13V12H203ZM203 13H202V16H203ZM250 13V12H249ZM252 13V12H251ZM256 13H259V12H256ZM93 14H94V11H93ZM102 14V13H101ZM101 14H99V16L101 15ZM121 14V13H120ZM196 14V13H195ZM239 14V13H238ZM247 14V13H246ZM89 15V14H88ZM92 14H90V16H91ZM105 15H103L102 17L105 19ZM130 15V14H129ZM138 15H139V12H138ZM201 15V14H200ZM208 15V14H207ZM248 15V14H247ZM249 15H252V14H249ZM248 15V16H249ZM254 15H256V14H254ZM253 15V16H254ZM258 15V14H257ZM76 16V15H75ZM93 16V15H92ZM122 16V15H121ZM125 16V15H124ZM123 16V17H124ZM137 16V15H136ZM135 16V17H136ZM244 16V15H243ZM98 17V18H97ZM101 17V16H100ZM126 17V20H127V15L125 16ZM124 17V18H125ZM130 17V16H129ZM139 17V16H138ZM245 17V16H244ZM244 17H242V18H244ZM257 17V16H256ZM103 18H102V21H104L103 20ZM131 18H132V15H131ZM137 18V17H136ZM141 18V17H140ZM161 17H159V19H160ZM172 18V17H171ZM191 18V17H190ZM190 18H188V19H190ZM222 18V17H221ZM246 18V17H245ZM251 18V17H250ZM254 18V17H253ZM253 18H251V19H249L248 18V20H247V22H248V24H251V26L253 25V23L254 22H256V21H254V19ZM100 20V22H99V20ZM156 19V18H155ZM187 19V20H188ZM208 18H206V15H205V17L203 16V17H197V18H194V20H192L191 19V21L188 23V24H186V23H184L185 24V27H187V29H183L184 28V25L182 26V27H180L181 29H183L182 31H179L178 32V35H177V31H175L176 33H175V37H176V35H177V37H179V33L181 32V34H180V37L179 38H175V37H173L174 35H173V33L171 32L170 33V35L172 34V36H167V34L165 35V36H167V37H162V36H160V35H158V33H157V30H155V28H153L152 29V27H154L155 25L157 26L158 24L160 25V23H162V21L159 23L158 22V24L156 23V22H154V26H153V23H152V27H151V31L149 30V28L147 29V30H149L150 32H148V33H150V34H148V35H150V39H147V40H152V41H150L151 43L150 44H152V46H153V49L151 50V51H149V52H151L152 54H160L161 56H164L163 57V59L165 60H167V63H168V65H169V67H171L172 69H173V72H172V74L170 73V74H167V77H168V80L169 81H172L173 82V86H171L170 88H168L167 86V84H164V85H167L166 87L168 88H165V87H163L161 84V86L163 87V88H165V89H162L161 88V91H162V95H163V90H165L166 91V97L164 98L163 96H160V95H157L155 92V94H156V96H153V95H155V94H152L153 93V91H152V96H150V94L148 93V92H145L144 90H146V89H148L146 86H150V83L148 82V84L147 83H144L145 81H143L142 83L143 84H139V83H134V82H132V81H134V78L133 77H135L134 75H136L135 74V72H133V70H132V68H131V74L133 75V77H132V75H129L128 74V76H130V77H132L131 79H133V80H127L128 78L126 77V75H127V73H126V71H127V69L129 68L130 69V67L128 66V63H130L132 60H133V58H134V51H132V50H130L129 51V49H128V47H131V46H126L127 48H125V49H127L128 51L126 52V54H123V49L124 48H122V49H119L118 50V52L119 51H121L122 52V54L124 55H122V57H121V61L119 60L120 59V57H119V62H120V64L118 65V67L116 68V69H113V71H111V72H108L109 70H110V66H112V64L108 67L107 66V63H108V65H109V63H112V62H109L107 59H105V61L107 62H105L106 63V65L105 66H107V68L109 69L108 71H106V69L107 68H102V66H98V64L100 63H98L97 64V66L98 67H95L96 65H94L93 63H94V57H92L93 59V63H92V60L90 61L91 63H92V66H90L89 64V66L92 68V71H93V73L91 74V75H88V77H85L87 80V83L89 82V84H90V81H89V79L90 78H92L93 77V74L94 73H99V72H101L100 74L101 75H103V73L105 74V76L103 75V77L105 78V80L106 81H108L109 83H111L109 86H105L106 88H104V89H107L108 90V93L106 94V95H104L103 94V97H100V95H101V91H102V89H100L99 87V89L100 90H98V88L96 89V88H94V89H92V87L91 88H86V85H84V83H86V82H84V80H81L82 81V83H81V81L78 83V85H73L72 84V86L69 88V86L67 87V88H69V89H66L65 88V85L63 86V87H60L59 88V84L62 82L63 83V80L64 79H62L61 80V82L59 83L58 82V84H57V87H58V89H60V90H58L59 92H61V100H62V98L64 99V100H66L67 101V103H69V105H71V108H72V106L74 107L72 110H74L75 109V111L78 113V114H80V115H82L83 117H85L86 118V120H88V125L90 124V121L95 117V121H96V115H97V111L95 112V111H93V113H91V109L89 110L90 112H87V110L89 109V108H93L92 106L95 104V101L97 100L98 102L97 103H107L108 104V101H109V95H110V90L112 91L113 89H114V83L115 84H121V83H123V84H125L129 89H131L132 91H134V92H136L137 94H139V95H141V96H143L146 100H148L149 102H152V103H156L157 104V106H158V104L159 105H164V104H167V102H166V99H167V101H169V102H171L169 99H172L173 98V96H174V94L177 92V90L179 89V86H181L183 89H184V91L186 92V94H188V95H191V100L193 101H195V102H199L201 105H199L200 106V108H199V111H200V113H199V116H197L196 118H194V117H192V118H194V119H191L192 121H191V123H188V125H190L189 127H187L188 125H185V127L187 128V130L188 129H193L195 132H196V135H197V137H196V140H194L195 142H193V143H196L197 144V146L200 148V150H199V148L197 147L196 148V146H195V152H197L196 151V149H198V152L196 153L197 154V156H199V159H196V167L200 170V173H201V177H202V179L203 180H205L206 182H209V179H213V181L215 180V181H217V193H219L220 195H224V196H227V198H231L232 200H234L236 203H237V205H236V208L238 209V214H242V216H243V214L244 215H247L248 214V212H249V209L247 208V206H249V204H248V202H246V200H245V197H244V191H245V189H246V187H247V184H245V183H242V181L240 182V180H239V178L236 176L237 174H242V173H244V176H246V175H249L250 177L252 176V175H254V177H255V172L257 171H255V168L256 167H253V165H254V163H255V161H253L254 163H253V165H252V160H254L253 158H256L257 157V155L258 154H254L253 155V152H252V150H254L255 149V145H253L252 143H250V144H247V145H245V144H243L242 143V146H241V136H240V134L239 133H237V129H236V127H238V125H237V123L236 122H239V117H237V116H235V118H233L232 119V122H235L236 124H235V126H232V127H230L227 131H223V129H220V126H221V122L220 121H224V120H226V118L224 119V120H222V119H220V121H219V116H220V114L221 113H223V112H227V110H228V112L229 113H235V115H238V116H244L245 114H249V112L247 111V110H245V108L243 107V105H242V94H241V92H240V90H238V89H236V85L238 86V84H237V81H235V80H231L232 82H229L228 81V77H227V74H226V70L225 69H223V66H220V64H219V66L217 65V67L215 66V67H213V65L211 64V61H210V50L209 51H206V49H209L207 46H206V43H204L203 45H202V47H207V48H202V49H204V51H202L200 54L201 55H199L200 57L198 58L197 56H198V51H193V52H195V54L197 55H195V54H192V57H193V55H195L196 56V58H191V57H188V58H181V54H184L183 53V48H181V49H183L182 51H181V49L179 48L180 46H178L177 48H179L180 49V51L182 52L181 54H179V56H177V54L176 55H174V51H178V50H176V49H174V44H175V41H178V42H176V43H187V41L188 40H190L191 39V41L193 40V38H194V43L197 41V43L199 44V43H203V42H205L204 41V39L207 37L208 38V34H210L211 32H209L208 34H207V32H206V27L208 26L207 25V20ZM215 19V18H214ZM220 19V18H219ZM219 19H218V21H219ZM231 19V18H230ZM247 19V18H246ZM115 20V19H114ZM126 20H124V22H126ZM131 20V19H130ZM165 20V19H164ZM173 20V19H172ZM209 20H211V19H209ZM220 20H222V19H220ZM242 20V23L240 22ZM239 22V24L240 25H242V24H244L245 22H243V19H241ZM121 21V20H120ZM133 21V20H132ZM139 21H140V19H139ZM155 21V20H154ZM2 22V23H1ZM141 22H143V21H141ZM187 22V21H186ZM208 22H210V21H208ZM224 22V21H223ZM222 22V23H223ZM117 23H119V22H117ZM122 23H123V21H122ZM127 24L129 23L128 21L126 22ZM126 23L124 24V25H126ZM134 23H135V20H134ZM156 23V24H155ZM168 23H170V22H168ZM77 24V25H76ZM79 24V25H78ZM116 24V23H115ZM141 24V23H140ZM173 24H175V22L173 23ZM177 24V23H176ZM217 24V23H216ZM238 24V22L236 23V25ZM239 24H238V26H236L237 28H239ZM147 25V24H146ZM158 25V26H159ZM2 26H5V24L4 25H2ZM117 26H118V24H117ZM117 26H115V27H117ZM126 26H128V25H126ZM126 26H124L125 28H126ZM150 26V25H149ZM155 26V27H156ZM162 26V25H161ZM164 26V25H163ZM178 26V25H177ZM245 26H246V24H245ZM244 26V27H245ZM249 26V25H248ZM19 27V26H18ZM119 27V26H118ZM117 27V28H118ZM130 27V26H129ZM141 27H143V26H141ZM176 27V26H175ZM120 28V27H119ZM124 28V30H126ZM131 28V27H130ZM144 28V27H143ZM176 28H178V27H176ZM180 28H178V30L180 29ZM214 28V27H213ZM213 28H212V30H213ZM223 28V27H222ZM246 28V27H245ZM248 28V27H247ZM252 28H253V26H252ZM251 27H250V29H252ZM256 28V27H255ZM104 29V30H103ZM114 29V28H113ZM127 29H129V28H127ZM140 29V27L138 28V29H136V30H139ZM142 29V28H141ZM156 29H158V28H156ZM160 29V28H159ZM163 29V28H162ZM168 29V28H167ZM175 29V28H174ZM180 29V30H181ZM249 29V28H248ZM249 29V30H250ZM115 30H117V29H115ZM121 31H122V29H120ZM131 31L133 30L132 28L130 29ZM135 30V29H134ZM133 30V31H134ZM144 30V29H143ZM147 30H146V32H147ZM164 30V29H163ZM162 30V31H163ZM166 30V29H165ZM176 30V29H175ZM216 30V29H215ZM236 30V29H235ZM243 30H247V29H243L242 28V31ZM254 30V29H253ZM253 30H251V33L253 32ZM109 31V30H108ZM130 31V32H131ZM145 31V30H144ZM159 31V30H158ZM161 31V30H160ZM168 31H171V30H168ZM167 31V32H168ZM207 31H208V29H207ZM224 31H226V30H224ZM232 31V30H231ZM241 31V30H240ZM241 31V32H242ZM257 31V30H256ZM111 32L112 31H110V34H111ZM117 32V31H116ZM118 32H120L119 30H118ZM128 32V31H127ZM126 32V33H127ZM140 32H142V31H139V33ZM164 32V31H163ZM174 32V31H173ZM220 32V31H219ZM221 32H223V31H221ZM235 32V31H234ZM247 32V31H246ZM121 33H124V32H121ZM236 33V32H235ZM243 33H245V31H243ZM249 33V32H248ZM256 33V32H255ZM259 33V32H258ZM258 33H256V34H258ZM120 34V33H119ZM137 34V33H136ZM142 34H144V32H142ZM159 34H163L162 32H160ZM217 34V33H216ZM223 34V33H222ZM238 34V33H237ZM262 34V33H261ZM14 35V34H13ZM107 35H108V33H107ZM125 35H127V34H125ZM130 35V34H129ZM138 35V34H137ZM169 35V34H168ZM218 35V34H217ZM220 35H221V33H220ZM233 35V34H232ZM16 36V35H15ZM14 36V37H15ZM22 36V35H21ZM68 37L67 39H65L67 42H65L66 44H64V42H63V38L64 37ZM130 36H132V35H130ZM144 37H146V34H144L143 35ZM212 36V35H211ZM244 35L242 34V37H243ZM246 36V35H245ZM251 36V35H250ZM260 36V35H259ZM262 36V35H261ZM13 37V38H14ZM20 37V36H19ZM127 37V36H126ZM139 37H141V36H139ZM143 37V38H144ZM241 37V36H240ZM239 37V38H240ZM119 38V37H118ZM118 38H117V40H118ZM121 38H123V37H121V34H120V38H119V40H121ZM146 38H148V37H146ZM146 38H145V42H146ZM224 38V36L223 35H221L219 38H216V39H223ZM263 38V37H262ZM261 38V39H262ZM19 39V38H18ZM24 39V38H23ZM126 40V38L124 37L123 38V40ZM208 39H210V36H209V38ZM261 39H260V41H261ZM7 40H8V42H7ZM64 40V41H65ZM116 40V41H117ZM118 40V41H119ZM123 40H121V41H123ZM130 40V39H129ZM129 40H127V41H129ZM142 41H143V39H141ZM258 40H259V38H258ZM13 41H15V39L13 40ZM113 41V42H112ZM120 41V42H121ZM143 41V42H144ZM233 41V40H232ZM255 41V40H254ZM253 41V42H254ZM119 42V43H120ZM145 42H144V44H145ZM130 43V42H129ZM146 43H148V42H146ZM190 43H193V41L192 42H190ZM189 43V44H190ZM193 43V44H194ZM260 43V42H259ZM258 43V44H259ZM122 44H124V47H125V43L124 42H122ZM131 44V43H130ZM149 43H148V45H150ZM257 44V43H256ZM12 45V44H11ZM118 45V44H117ZM196 45V44H195ZM194 45V46H195ZM201 45L199 46V47H201ZM261 45H263V40H262V42H261ZM134 46V45H133ZM132 46V47H133ZM145 46H147V44L145 45ZM151 46V47H152ZM183 46V45H182ZM188 46V45H187ZM198 46V45H197ZM196 46V47H197ZM259 46H260V44H259ZM68 47H69V45H68ZM139 47V46H138ZM148 47H150V46H148ZM189 47V46H188ZM195 47V48H196ZM73 48V47H72ZM146 48V47H145ZM190 48V47H189ZM150 49V48H149ZM186 49H187V47H186ZM199 49V48H198ZM77 50V49H76ZM116 50V51H115ZM189 49H187V52H189V54L187 55V52H186V56L185 57H187V56H191V52H190V50L188 51ZM199 50H201V48L199 49ZM14 51V50H13ZM180 51H179V53H180ZM116 52V53H115ZM121 52H119V54L121 55ZM125 53V52H124ZM178 53V52H177ZM137 54V53H136ZM119 55V56H120ZM69 56H71V55H69ZM80 56V55H79ZM82 56V55H81ZM80 56V57H81ZM154 56H156V55H154ZM183 57H184V55H182ZM74 57V56H73ZM78 57V56H77ZM117 57V56H116ZM133 57V58H132ZM138 57V56H137ZM136 57V58H137ZM158 57L159 56H156V58L157 59H153V65L154 66H156V67H160V64L162 65L163 64V61H162V57L160 58L161 59V61L162 62H159L158 61ZM76 58V57H75ZM83 58V57H82ZM97 58V57H96ZM110 58V57H109ZM113 58H115V57H113ZM8 59V58H7ZM69 59V58H68ZM74 59V58H73ZM73 59H69V60H71V63H72V60ZM79 59V58H78ZM85 59H83V62L85 61ZM104 59V58H103ZM110 59H112V57L110 58ZM116 60H117V58H115ZM132 59V60H131ZM117 60V61H118ZM137 60H139L140 61V59H137ZM137 60H135V61H137ZM31 61H32V63H31ZM74 61H75V59H74ZM73 61V62H74ZM88 61V62H89ZM101 61V60H100ZM111 61V60H110ZM112 61H114V60H112ZM25 62V61H24ZM25 62V63H26ZM44 62V61H43ZM43 62H42V65H43ZM46 62V61H45ZM44 62V65L47 63H45ZM58 62V61H57ZM87 62V61H86ZM86 62H84L85 63V65L87 64ZM96 62H98V61H96ZM102 62H104L103 60H102ZM141 62V61H140ZM59 63V62H58ZM68 63H69V61H68ZM133 63H136V62H134L133 61ZM133 63H132V65H133ZM137 63H139V62H137ZM37 64V65H36ZM65 64V63H64ZM79 64V63H78ZM96 64V63H95ZM115 64H117V62L115 63ZM23 65V64H22ZM62 65V64H61ZM67 65V64H66ZM82 65H83V63H82ZM87 65V66H88ZM94 65V66H93ZM101 65H104V63L103 64H101ZM132 65H130V66H132ZM152 65V66H153ZM164 65V64H163ZM29 66V67H30ZM64 66V65H63ZM71 66V65H70ZM77 68H78V66L77 65H75ZM114 66H117V65H114ZM147 65H145L144 63H142V64H134L132 67L133 68H144V67H146ZM7 67V66H6ZM19 67H20V65H19ZM22 67V66H21ZM50 67H49V71H50ZM51 67V68H52ZM68 68H69V65L67 66ZM73 67V66H72ZM113 67V66H112ZM43 68V69H42ZM68 68H67V70H68ZM85 68V67H84ZM152 68H154V67H152ZM20 69V68H19ZM36 69V70H37ZM52 69V70H53ZM65 69V68H64ZM86 69V68H85ZM90 68L88 67V69H87V71L89 70ZM137 69V70H138ZM149 69V68H148ZM14 70V69H13ZM29 70V69H28ZM51 70V71H52ZM81 70H82V68H81ZM111 70H112V68H111ZM146 70V69H145ZM1 71H3V70H0V73H2ZM43 71V72H42ZM48 71V70H47ZM48 71V72H49ZM58 71V70H57ZM86 71V72H87ZM134 71H136L135 69H134ZM151 71V70H150ZM156 71V70H155ZM154 71V73H156ZM6 72V71H5ZM28 72V71H27ZM37 72V71H36ZM55 72V71H54ZM53 72V73H54ZM81 72V71H80ZM85 72V71H84ZM139 72V71H138ZM143 72V71H142ZM146 72H147V70H146ZM149 72V71H148ZM29 73V72H28ZM52 72H51V74H52V76L54 75ZM57 73V72H56ZM62 73H63V71H62ZM83 73V72H82ZM87 73H89V72H87ZM130 73V72H129ZM152 73H153V69H152ZM153 73V74H154ZM6 74V73H5ZM37 74H38V72L36 73V78H34L33 77V82H34V80H38L37 79V77H39V75L37 76ZM43 74V75H44ZM65 74V73H64ZM67 74V73H66ZM65 74V75H66ZM80 74V73H79ZM1 75V74H0ZM34 75H35V73H34ZM34 75H31V76H34ZM43 75L41 74V76H40V78H41V80H42V78H43ZM48 75H49V73L47 74V77H48ZM80 75H82V74H80ZM100 75V77H102ZM162 75V74H161ZM55 76V75H54ZM57 76V75H56ZM67 76V75H66ZM75 76V75H74ZM79 76V75H78ZM77 76V77H78ZM84 76V75H83ZM156 77H157V75H155ZM1 77H2V75H1ZM46 77V79L45 80H47V79H50V78H47ZM58 77V76H57ZM56 77V78H57ZM63 77V76H62ZM82 77V76H81ZM80 77V78H81ZM96 77V76H95ZM95 77H93V78H95ZM137 77H138V75H137ZM136 77V78H137ZM139 77H140V75H139ZM143 77V76H142ZM148 77V76H147ZM147 77H143L144 78V80H146V81H149L151 78H154V76L153 77H151L150 76V79L148 80V79H146ZM159 77H161V76H159ZM6 78V77H5ZM39 78V79H40ZM65 79H66V77H64ZM70 78H72V77H70ZM84 78V77H83ZM104 78H100V79H103L102 81H103V83H104ZM127 78V79H126ZM158 78V77H157ZM97 79V78H96ZM138 79V78H137ZM139 79H141V80H143L142 78H139ZM166 79V78H165ZM0 80H1V78H0ZM25 80V79H24ZM52 81H53V79H51ZM56 80V79H55ZM54 80V81H55ZM59 80V79H58ZM57 80V81H58ZM70 80V79H69ZM73 80V79H72ZM75 80V79H74ZM73 80V81H74ZM91 80V79H90ZM94 80V79H93ZM141 80L139 81V82H141ZM153 79H151L150 81H152ZM157 80V79H156ZM155 80V81H156ZM10 81H12V79L10 80ZM50 80H48L47 82H46V87H51V84H50V82H49ZM53 81V82H54ZM57 81H56V83H57ZM78 81H79V79H78ZM92 81V80H91ZM95 81V80H94ZM93 81V82H94ZM99 81V80H98ZM98 81H96L97 82V86L98 85H100V84H98ZM101 81V82H102ZM135 81H136V79H135ZM159 81V80H158ZM157 81V82H158ZM167 81V80H166ZM168 81V82H169ZM2 80H1V84H2ZM36 82H38V81H36ZM44 82V81H43ZM43 82H39L38 83V85H37V83H35L36 84V86H38V88L39 87H42L43 85H41V84H44ZM64 82H66V80L64 81ZM72 82V81H71ZM100 82V81H99ZM160 82V81H159ZM55 83V82H54ZM67 83V82H66ZM65 83V84H66ZM73 83V82H72ZM75 83V82H74ZM81 83V84H80ZM103 83L101 84L102 86H103ZM161 83V82H160ZM239 83V82H238ZM23 84V83H22ZM28 84V83H27ZM24 84V85H22L24 88H26V89H28L27 91L29 92V90H30V86H31V84H32V82H31V84ZM77 84V83H76ZM105 84V83H104ZM145 84V85H144ZM154 84V86H155V83H153ZM158 84V83H157ZM156 84V85H157ZM21 85V83H19L18 81H15V79L12 81V83H9L8 85H7V88L6 89H8V91H10V94L11 93H14L15 91H18L19 90V88L21 87L20 86ZM52 85H53V83H52ZM67 85V84H66ZM69 85V84H68ZM100 85V86H101ZM240 85V84H239ZM2 86V85H1ZM1 86H0V88H1ZM26 86H28V87H26ZM44 86V87H45ZM87 86H89L88 84H87ZM125 86V87H126ZM152 86V85H151ZM159 86V85H158ZM161 86H159V88L161 87ZM22 87V88H23ZM30 87V88H29ZM53 87V86H52ZM117 87H118V85H117ZM120 87V86H119ZM157 87V86H156ZM21 88V89H22ZM54 88L56 89V86H54ZM53 88V89H54ZM151 88V87H150ZM159 88H158V90H159ZM5 89V88H4ZM43 89H45V88H43ZM53 89H51L52 91H53ZM54 89V90H55ZM118 89V88H117ZM121 89V88H120ZM128 89V90H129ZM57 90V89H56ZM119 90V89H118ZM117 90V92H119ZM122 90V89H121ZM121 90H120V92H121ZM149 90H154V89H148V91ZM192 90H195V94H193V91ZM8 91H6V92H8ZM25 91V90H24ZM50 91V90H49ZM104 91V90H103ZM124 91H127V90H123L122 91V93H126V92H124ZM132 91H131V93H132ZM147 91V90H146ZM23 92V91H22ZM59 92H57V93H59ZM116 92V93H117ZM1 93H2V91H1ZM18 94V92H15V94ZM31 93V92H30ZM51 93V92H50ZM56 93V92H55ZM55 93H52V95L53 94H55ZM103 93V92H102ZM115 93V92H114ZM113 93V94H114ZM160 93V92H159ZM10 94L8 93V95H9V97H7V95H6V97H7V100L9 99V98H11V96H10ZM22 94V93H21ZM36 94V93H35ZM98 94H100L99 96H98ZM4 95V96H5ZM12 95V94H11ZM23 95V94H22ZM38 95V94H37ZM120 95V94H119ZM122 95V94H121ZM135 95V94H134ZM3 96V95H2ZM14 96V97H13ZM13 98H15L16 96L13 94ZM55 97H58V94H55L54 95ZM116 96V95H115ZM128 96V95H127ZM126 96V97H127ZM138 96V95H137ZM5 97V98H6ZM20 97V96H19ZM18 97V98H19ZM39 97V96H38ZM43 97V96H42ZM111 97H113V96H111ZM117 97H118V95H117ZM122 97H124L123 95H122ZM23 98V97H22ZM26 98V97H25ZM24 98V99H25ZM116 98V97H115ZM120 98V97H119ZM130 98V97H129ZM169 98V99H168ZM177 98V97H176ZM183 98V97H182ZM190 98V97H189ZM3 99V98H2ZM117 100H118V98H116ZM116 99L114 100V98H113V100H114V102H116V104L118 103V101H116ZM120 99H122V98H120ZM137 99V98H136ZM3 100H5V99H3ZM6 100V101H7ZM48 100V99H47ZM61 100H60V102H61ZM112 100V101H113ZM123 100V99H122ZM126 100H129V101H131L130 99H126ZM139 100V99H138ZM145 100V101H146ZM63 101V100H62ZM128 101V102H129ZM132 101H135V99L134 100H132ZM189 101V100H188ZM1 102V101H0ZM9 102H10V99H9ZM34 102V101H33ZM141 103H143L142 101H140ZM29 103V102H28ZM56 103V102H55ZM120 103H121V100H120ZM184 103V102H183ZM3 104H5V103H3ZM10 104V103H9ZM105 104L103 105V104H101V105H99V104H95L96 105V107L98 108V111H99V107L100 106H105ZM113 104V103H112ZM129 104H130V102H129ZM129 104H128V106H129ZM131 104H132V102H131ZM130 104V106H132ZM7 105V104H6ZM15 105V104H14ZM118 105V104H117ZM125 105H127V104H125ZM134 105H135V103H134ZM145 105V104H144ZM150 105H152V104H150ZM183 105V104H182ZM186 105V104H185ZM250 105V104H249ZM99 106V107H98ZM107 106H110V104H108ZM112 106V105H111ZM146 106H147V104H146ZM154 106H155V104H154ZM8 107V106H7ZM15 107V106H14ZM17 107V106H16ZM15 107V108H16ZM60 107V106H59ZM95 107V108H96ZM114 107V106H113ZM118 107V106H117ZM122 108H123V105L121 106ZM121 107H119V109H120V112H121V114H122V111L124 110V109H121ZM133 107V106H132ZM136 107H138V106H136ZM149 107V106H148ZM159 107V106H158ZM163 107V106H162ZM4 108V107H3ZM11 108V107H10ZM21 108V107H20ZM19 108V109H20ZM61 108H63V107H61ZM96 108V109H97ZM105 108H107V107H105ZM124 108H125V106H124ZM126 108H128V107H126ZM130 108V107H129ZM128 108V109H129ZM156 108V107H155ZM111 109V108H110ZM115 110H114V112H116V111H118V108L116 109V107L114 108ZM69 110H71L70 108H69ZM103 110H104V108H103ZM139 110H140V108H137V111H138V113H139ZM147 110V109H146ZM17 111H19V110H17ZM30 111V110H29ZM107 111V110H106ZM134 111V110H133ZM160 111V110H159ZM11 112V111H10ZM70 112V111H69ZM111 113L113 112V111H110ZM124 112H126L125 110H124ZM141 112V111H140ZM12 113V112H11ZM11 113H10V115H9V113H8V115L10 116V118L7 120V124L5 125L6 127H8V126H12L11 124L12 123H14V121H13V119H12V117H11ZM19 113V112H18ZM104 114L106 113V112H103ZM127 113V112H126ZM133 112H131V114H132ZM147 113V112H146ZM155 113V112H154ZM197 113V112H196ZM195 113V114H196ZM232 113V114H233ZM5 114L6 113H3L2 112V110H0V118H1V116H5ZM30 114V113H29ZM51 114V113H50ZM49 114V115H50ZM73 114V113H72ZM91 114V115H90ZM116 114V116H119V115H117V113H115ZM114 114V115H115ZM118 114H119V112H118ZM120 114V115H121ZM125 114V113H124ZM129 114V113H128ZM135 114V113H134ZM137 114V113H136ZM148 114V113H147ZM150 114V113H149ZM153 114V113H152ZM151 114V115H152ZM167 114V113H166ZM184 114H186V113H184ZM183 114V115H184ZM191 114V113H190ZM193 114H194V112H193ZM225 113H223V115H224ZM231 114V115H232ZM252 114H254V113H252ZM7 115V114H6ZM33 115V114H32ZM71 115V114H70ZM77 115V114H76ZM105 115H107L108 116V111H107V114H105ZM105 115H102V116H105ZM133 115V114H132ZM131 115V116H132ZM139 115V114H138ZM158 115V114H157ZM177 115H179V114H177ZM182 114L180 113V116H181ZM182 115V116H183ZM192 115V114H191ZM222 115V114H221ZM230 115V116H231ZM111 116H113L112 114H111ZM130 114L129 115H125V116H123V115H121V116H119L120 118H124L123 120L125 121V125H127L126 124V122H128V123H131V121H132V123H134V126L133 127H136L135 126V124L136 125H138V128H140L139 130H138V128H137V132L138 133H141L140 132V130H141V128L143 127V131H144V128H146L147 129V126L149 125V127H150V124H148L147 126L146 125H142L141 124V122L140 121H137L138 123H140V124H138V123H136L135 121L137 120V119H135V118H131L130 119ZM148 116V115H147ZM156 116V115H155ZM181 116V117H182ZM186 116V115H185ZM189 116V115H188ZM194 116V115H193ZM225 116V115H224ZM228 116V115H227ZM229 116V117H230ZM257 116H260V115H257ZM262 117H263V115H261ZM14 117V116H13ZM69 117V116H68ZM109 117H110V115H109ZM115 117V116H114ZM190 117V116H189ZM228 117V118H229ZM234 117V116H233ZM261 117V118H262ZM44 118V117H43ZM77 118V117H76ZM85 118H82V121H83V119H85ZM106 117H104V119H105ZM117 118V117H116ZM118 119V120H116V121H118V124H120V120H122V119ZM183 118V117H182ZM185 118H187V117H185ZM259 118V117H258ZM41 119V118H40ZM66 119H67V117H66ZM65 119V120H66ZM78 119V118H77ZM80 119V118H79ZM78 119V121H81V120H79ZM101 119H103L102 117H101ZM109 119V118H108ZM108 119H106V120H108ZM110 119H114L113 117L111 118L110 117ZM133 119H135V120H133ZM150 119V118H149ZM152 119V118H151ZM153 119H155L154 117H153ZM175 119V118H174ZM174 119H173V121H174ZM184 119V118H183ZM182 119V121L183 122H185L184 120ZM187 119H190V118H187ZM231 119V118H230ZM248 119V118H247ZM253 119V118H252ZM17 120H18V118H17ZM73 120V119H72ZM71 120V121H72ZM94 120V119H93ZM179 120V119H178ZM178 120H177V122H178ZM229 120V119H228ZM22 121V120H21ZM40 121V120H39ZM74 121V120H73ZM77 121V120H76ZM81 121V122H82ZM85 121V120H84ZM100 121V120H99ZM98 121V123H100L101 124V121L99 122ZM111 121L112 120H110V123H111ZM116 121L114 122V123H116ZM152 121V120H151ZM181 120L179 121V123H181L182 122ZM241 121V120H240ZM250 121V120H249ZM264 121V120H263ZM23 122H24V120H23ZM70 122V121H69ZM68 122V123H69ZM86 122V121H85ZM113 122V121H112ZM121 122H123V121H121ZM155 122V121H154ZM154 122L152 123L153 125H154ZM169 122V121H168ZM181 123V124H184V123ZM186 122H188V120H186ZM228 121H226V123H227ZM231 122V121H230ZM230 122H228V124L230 123ZM84 123V122H83ZM83 123H79V124H83ZM92 123V122H91ZM97 123V122H96ZM98 123H97V125H98ZM107 125H109L110 123L108 122H105ZM114 123H113V125H114ZM124 123V122H123ZM131 123V124H132ZM143 123V122H142ZM148 123H150V122H148ZM172 123V122H171ZM170 123V124H171ZM174 123V122H173ZM248 123V122H247ZM15 124H17V123H15ZM46 124V123H45ZM78 124V125H79ZM106 124H104L103 123V125L102 126H105V127H103V128H106ZM131 124H130V126L128 125V127H131ZM147 124V123H146ZM152 124H151V127H152ZM159 124V123H158ZM157 124V125H158ZM170 124H169V126H170ZM228 124H226V125H228ZM231 124V123H230ZM234 124V123H233ZM238 124H240V123H238ZM24 125V124H23ZM25 125H26V122H25ZM24 125V126H25ZM47 125V124H46ZM45 125V126H46ZM72 125V124H71ZM86 125V123L84 124V126ZM124 125V126H125ZM161 125V124H160ZM163 125V124H162ZM161 125V126H162ZM173 125V124H172ZM180 125V124H179ZM17 126V125H16ZM70 126V125H69ZM91 126H94V124H92ZM122 126V125H121ZM121 126H117V127H115V126H113V127H115V128H118V129H120L121 128ZM142 126V127H141ZM155 126V125H154ZM167 126V125H166ZM168 126V127H169ZM224 126V125H223ZM74 127V126H73ZM88 127H90V125L88 126ZM87 126L86 127H84V128H88ZM95 127V126H94ZM113 127L112 128H110V127H108V129L110 128V129H113ZM123 127V126H122ZM132 127V128H133ZM148 127V128H149ZM182 127V125H180V129H179V127H178V129L179 130H183V132L186 130V128H181ZM229 127V126H228ZM72 128V127H71ZM76 128V127H75ZM91 128V127H90ZM88 129V130H91V129ZM125 128H127V127H125ZM156 128V127H155ZM155 128H154V131L152 130V132H154V133H157V134H154V135H152V136H154L155 137V135H157L156 136V138H160V135L161 134H159V132H157V131H159V129L158 128H156V130L157 131H155ZM165 128V127H164ZM172 128V127H171ZM174 128V127H173ZM177 128V126L174 128V129H176ZM4 129H5V127H4V125H3V123H1V121H0V137H4V138H6L5 140H10L11 142H13L14 144H20L22 147L20 148V149H26V150H29L30 151V149H33V145L35 144V142L33 143V140H32V137H34V136H36V133H32V130L30 129V127L28 128H26L25 129V131L22 133V135H19V134H17V132L15 131V133H11V134H7V133H5L6 131H9L7 128L5 129L6 131H4ZM23 129V128H22ZM42 129V128H41ZM107 129V128H106ZM123 129L124 128H122L121 130L123 131ZM128 130H130L129 128H127ZM134 130L136 129V128H133ZM145 129V130H146ZM149 129H151V128H149ZM148 129V130H149ZM166 130H167V128H165ZM170 129V128H169ZM173 129V130H174ZM51 130H52V128H51ZM72 130V129H71ZM87 130V131H88ZM93 130V129H92ZM103 130V129H102ZM114 130V129H113ZM132 130V129H131ZM130 130V132H132ZM141 130V131H142ZM147 130V131H148ZM166 130H163L164 132L166 131ZM193 130H188L189 132H191V131H193ZM83 132H84V130H82ZM108 131V130H107ZM112 131V130H111ZM124 131H125V133L124 134H126V130L124 129ZM136 131V130H135ZM134 131V133H132V134H135L136 132ZM142 131V132H143ZM171 131V130H170ZM178 130L176 129V132H177ZM79 132H81V131H78V132H75V134H77V133H79ZM82 132V133H83ZM86 132V131H85ZM94 132V131H93ZM118 132V131H117ZM129 132V131H128ZM127 132V133H128ZM129 132V133H130ZM149 132V131H148ZM151 132V131H150ZM151 132V133H152ZM161 132H162V129H161ZM164 132H162V133H164ZM173 132V131H172ZM172 132H170V135H171V133ZM174 132H175V130H174ZM182 132V131H181ZM187 132V131H186ZM188 132V133H189ZM9 133H10V131H9ZM21 133V132H20ZM44 133V132H43ZM48 133V132H47ZM51 133V132H50ZM49 133V134H50ZM87 133V132H86ZM89 133V132H88ZM105 132H103V134H104ZM119 133V132H118ZM117 133V134H118ZM138 133H136V135H138ZM151 133H145V131H144V134H147V135H149V136H151ZM187 133V134H188ZM40 134V133H39ZM42 134V133H41ZM45 134V133H44ZM55 134V133H54ZM57 134V133H56ZM96 134V133H95ZM102 134V135H103ZM110 134H111V132H110ZM116 134V133H115ZM114 134V135H115ZM119 134H122V133H119ZM118 134V135H119ZM173 134V133H172ZM179 134H181L180 132L177 134L178 136H179ZM52 135V134H51ZM80 135H81V133H80ZM97 135V134H96ZM99 135V134H98ZM102 135H100V136H102ZM118 135H116V137L118 136ZM128 135H130V134H128ZM136 135H134V136H136ZM140 135V134H139ZM143 135V133H141V136ZM146 135V136H147ZM158 135H159V137H158ZM174 135H175V133H174ZM182 135V134H181ZM180 135V136H181ZM186 135V134H185ZM184 135V136H185ZM195 135V134H194ZM54 136V135H53ZM84 135H82L80 138H82ZM104 136V135H103ZM102 136V138H104ZM110 138H111V136L110 135H108ZM112 136H113V134H112ZM134 136H133V138H134ZM161 136H163V135H161ZM166 136V138H168V137H170L169 136V133H168V135L166 134L165 135ZM168 136V137H167ZM172 136V135H171ZM183 136V137H184ZM190 136H191V133L189 134V140H190ZM44 137V136H43ZM45 137H47V136H45ZM56 137V136H55ZM58 137V136H57ZM85 137V136H84ZM109 137L107 138V134H106V139H109ZM115 137V136H114ZM123 137V136H122ZM121 137V138H122ZM127 136L125 135L124 136V138H126ZM148 137V136H147ZM146 137V138H147ZM153 137V138H154ZM175 137H176V135H175ZM183 137H181V138H183ZM186 137V136H185ZM191 137H193V133H192V136ZM38 138V137H37ZM52 138V137H51ZM50 138V139H51ZM54 138V137H53ZM75 138V137H74ZM77 138H79L78 136H77ZM77 138L75 139V141L77 140ZM89 138V137H88ZM97 138V137H96ZM118 138V137H117ZM116 138V139H117ZM137 138V137H136ZM144 139H145V143H146V138L145 137H143ZM150 138V137H149ZM152 138V139H153ZM155 138V140L153 141V143L149 146L150 148L149 149H151L153 152H154V155H155V158L159 161V162H161V166H160V168H157L155 171H152V174L151 175H154L155 176V178H154V180H156V181H158V182H165V181H171L170 180V176H168V174H172V173H174V172H177V171H184V170H187V169H185L184 167H185V165L183 164V163H181L180 162V159H179V154L181 153L182 154V150H180V151H182V152H179L178 151V149H176L178 152H175L176 150L175 149H173L172 147H173V145H174V148H175V143H178V141H179V139H178V141L176 142V139H175V141L174 140H168V139H163L162 140V138H160V141L159 140H157ZM174 138V137H173ZM194 138V137H193ZM192 138V139H193ZM36 139V138H35ZM41 139V138H40ZM82 139H84V138H82ZM81 139V140H82ZM92 139V138H91ZM105 139V140H106ZM127 140L129 139L128 137L126 138ZM135 139V138H134ZM151 139V138H150ZM170 139V138H169ZM186 139H188V136H187V138ZM185 139V140H186ZM191 139V140H192ZM195 139V138H194ZM214 139V142L212 141ZM255 139V138H254ZM2 140V139H1ZM0 140V141H1ZM39 140V139H38ZM37 139H36V141H38ZM41 140H44V139H41ZM41 140H39L38 142L40 143V141ZM86 137H85V139H84V141L86 142ZM115 139L113 138V140H111V141H114ZM122 140H123V138H122ZM127 140H125V141H127ZM131 140H132V136H131ZM189 140L187 141H185V142H189ZM190 140V141H191ZM4 140H2L1 141V143L3 142ZM50 141V140H49ZM84 141H83V143H84ZM93 141V140H92ZM98 141H99V139H98ZM103 141V144H104V139L102 140ZM107 141V140H106ZM110 141V140H109ZM116 142H117V140H115ZM119 141V140H118ZM124 141V140H123ZM129 141V140H128ZM148 141H149V139H148ZM172 141V142H171ZM184 141V140H183ZM7 142V141H6ZM5 142V143H6ZM42 142H44V141H42ZM47 142V141H46ZM46 142L45 143H43L44 145H46ZM73 142V141H72ZM81 142V141H80ZM101 142V141H100ZM132 142H134V141H132ZM143 142V143H144ZM173 142H175L173 145H172V143ZM181 143H182V141H180ZM179 142V143H180ZM252 142V141H251ZM0 143V144H1ZM37 143V142H36ZM39 143H37V144H39ZM87 143H89L88 142V140H87ZM99 143V142H98ZM97 143V144H98ZM105 143H107L108 144V141L107 142H105ZM114 143V142H113ZM118 143H120V142H118ZM137 143V142H136ZM148 143V142H147ZM192 143V145H196V144H193ZM247 143V142H246ZM254 143V142H253ZM262 143H263V141H262ZM37 144H35V145H37ZM40 144H42V143H40ZM39 144V145H40ZM79 144V143H78ZM94 144V143H93ZM110 144H112V142L111 143H109L108 145H110ZM115 144H117V143H115ZM139 144V143H138ZM184 143H182V145H183ZM186 144V143H185ZM184 144V145H185ZM20 145H18V146H20ZM38 145V146H39ZM82 145H84V144H82ZM85 145H86V143H85ZM87 145H89V144H87ZM96 145V144H95ZM123 145V144H122ZM144 145V144H143ZM145 145H147V144H145ZM181 145V144H180ZM179 145V147H181ZM183 145V146H184ZM188 146L190 145L191 146V143L189 144H187ZM245 145V146H244ZM104 148H106V149H108V151L107 152H109V150H110V153L111 154H113V153H115V150L116 149H114L113 148V145H110V147L111 148H109L107 145H102ZM115 146H117V145H115ZM121 146V145H120ZM134 146V145H133ZM176 146H178V144H176ZM183 146L181 147V149H183ZM0 147H2V146H0ZM35 147V146H34ZM80 147V146H79ZM94 146H92V148H93ZM118 147V146H117ZM140 147V146H139ZM142 147V146H141ZM185 148H187L186 147V145L184 146ZM18 148V147H17ZM91 149V147H88V149ZM121 148V147H120ZM192 148V150H194L193 149V147H191ZM191 148L190 149H188V150H190V153L192 152V150H191ZM1 149V148H0ZM122 149H123V146H122ZM257 149V148H256ZM94 150H97V149H94ZM139 151H140V149H138ZM141 150L143 151V149L141 148ZM146 150V149H145ZM175 150V151H174ZM184 150V149H183ZM136 151V150H135ZM174 151V152H173ZM186 151V150H185ZM184 151V153H186ZM256 151V150H255ZM1 152V151H0ZM11 152V151H10ZM69 152V151H68ZM89 152V151H88ZM97 152V151H96ZM187 152H189V151H187ZM256 152H258V151H256ZM260 152V151H259ZM261 152H263V150L261 151ZM31 153V152H30ZM70 153V152H69ZM69 153H67V154H69ZM130 153V152H129ZM131 153H133V152H131ZM141 153H143V152H141ZM176 153H179L178 155L179 156H177L176 157ZM193 153V152H192ZM191 153V154H192ZM92 154H93V151H92ZM190 154V155H191ZM196 154H193V155H196ZM262 154V153H261ZM24 155V154H23ZM70 155V154H69ZM82 155V154H81ZM90 155V154H89ZM189 155V154H188ZM188 155H186V156H188ZM10 156V155H9ZM86 156H88V155H86ZM92 156V155H91ZM94 156V155H93ZM117 156H118V154H117ZM123 156V155H122ZM182 156V155H181ZM197 156H193V158L195 157V158H198ZM263 156V155H262ZM19 157V156H18ZM24 157H25V155H24ZM90 157V156H89ZM113 157H114V155H113ZM140 157V156H139ZM184 157H185V154H184ZM190 157V156H189ZM27 158V157H26ZM67 159H68V157H66ZM65 158V159H66ZM70 158V157H69ZM75 158V157H74ZM81 158V157H80ZM124 158V157H123ZM141 158V157H140ZM25 159V158H24ZM30 159V158H29ZM64 159V158H63ZM62 159V160H63ZM84 159H86L85 157H84ZM103 159V158H102ZM189 160H190V158H188ZM22 160V159H21ZM88 160V159H87ZM93 159H91V161H92ZM105 160V159H104ZM113 160H116L115 159V157H114V159ZM112 160V161H113ZM136 161H137V159H135ZM135 160H134V162H135ZM183 160L184 159H182V162H183ZM256 160V159H255ZM19 162H20V160H18ZM23 161V160H22ZM108 161H109V159H108ZM139 161H141V160H139ZM184 161H186V160H184ZM192 161H193V159H192ZM29 162V161H28ZM43 162V161H42ZM63 162H66V160H64ZM68 162V161H67ZM89 162V161H88ZM105 162V161H104ZM114 162H119L118 160L117 161H114ZM187 162H189L188 160H187ZM191 162V161H190ZM15 163V162H14ZM33 163V162H32ZM34 163H35V161H34ZM139 163V162H138ZM20 164V163H19ZM60 164V163H59ZM117 164V163H116ZM189 164V163H188ZM256 164H259V163H256ZM262 164V163H261ZM6 165V164H5ZM35 165V164H34ZM45 165H46V163H45ZM49 165V164H48ZM68 164H65V166H67ZM108 165V164H107ZM125 165V164H124ZM194 165V166H195ZM0 166H2V165H0ZM23 166H25V165H23ZM116 166V165H115ZM147 166H148V164H147ZM255 166V165H254ZM263 167H264V164L262 165ZM26 167H28V165L26 166ZM46 167L48 168V169H46ZM50 167V166H49ZM49 167L48 166H45V169L48 171V170H50L49 169ZM53 167V166H52ZM51 167V168H52ZM56 167V166H55ZM60 167H63V166H60ZM60 167H59V169H60ZM76 167V166H75ZM131 167V166H130ZM3 168V167H2ZM1 167H0V169H2ZM9 168V167H8ZM20 168H22V167H20ZM194 168V167H193ZM196 168V169H197ZM258 168V167H257ZM5 169V168H4ZM25 169V168H24ZM31 170V168H28V170ZM34 169H38L37 167L36 168H34ZM40 169V168H39ZM41 169H42V167H41ZM44 169V170H45ZM74 169V168H73ZM12 170H13V168H12ZM22 170V169H21ZM27 170V169H26ZM62 170H64V169H62ZM260 170H261V168H260ZM263 170H264V168H263ZM2 171V170H1ZM6 171V170H5ZM36 171V170H35ZM38 171V170H37ZM55 171V170H54ZM57 171H59V170H57ZM57 171H56V173H57ZM77 171V170H76ZM213 171H216V173L217 174H215V173H213ZM3 172V171H2ZM20 172H22V174H23V171H20ZM30 172V171H29ZM28 171H27V173L26 174H28L29 173ZM34 172V171H33ZM32 172V173H33ZM40 172V171H39ZM38 172V173H39ZM42 172V171H41ZM50 172V171H49ZM116 172V171H115ZM146 172V171H145ZM1 173V172H0ZM4 173V172H3ZM7 173V172H6ZM19 173V172H18ZM18 173H16V174H18ZM48 173V172H47ZM54 173V172H53ZM106 173V172H105ZM148 173V172H147ZM15 174V175H16ZM45 174H46V172H45ZM108 174V173H107ZM120 174V173H119ZM118 174V175H119ZM3 175V174H2ZM29 175V174H28ZM31 175V174H30ZM29 175V176H30ZM33 175V174H32ZM43 175H44V173H43ZM48 175V174H47ZM52 175V174H51ZM115 175V174H114ZM145 175V174H144ZM179 175H180V173H179ZM184 175V174H183ZM9 176V175H8ZM41 176H42V174H41ZM46 176V175H45ZM57 176H58V174H57ZM117 176V175H116ZM123 176V175H122ZM186 176V175H185ZM184 176V177H185ZM34 177L35 176H33V179L32 180H34ZM44 176H42V178H43ZM144 177V176H143ZM172 177V176H171ZM174 177V176H173ZM242 177V176H241ZM258 177V176H257ZM257 177H255V180H256V178ZM10 178V177H9ZM14 178V177H13ZM16 178H17V175H16ZM28 178H31V177H28ZM41 178V179H42ZM48 178V177H47ZM64 178V177H63ZM187 178V177H186ZM238 178V179H237ZM247 178H249V177H247ZM1 179L2 178H0V182H1ZM4 179H7L5 176H4ZM15 179V178H14ZM18 179V178H17ZM17 179H15V180H17ZM22 178H20V180H21ZM49 179H50V177H49ZM111 179V178H110ZM117 179V178H116ZM190 179V178H189ZM252 179H253V177H252ZM252 179H250L251 181H252ZM8 180H10V179H8ZM12 180V179H11ZM36 180H39V179H37V177H36ZM43 180V179H42ZM112 180V179H111ZM118 180H119V177H118ZM121 180V179H120ZM119 180V181H120ZM18 181V182H17ZM16 182H17V184H21V183H19V180H17ZM24 182H25V180H23ZM35 181V180H34ZM47 181V180H46ZM152 181V180H151ZM212 181V182H213ZM250 181V182H251ZM260 181V180H259ZM258 181V182H259ZM5 182V181H4ZM15 182V183H16ZM21 182H22V180H21ZM32 182V181H31ZM36 182V181H35ZM34 182V183H35ZM38 182V181H37ZM41 182V181H40ZM118 182V181H117ZM138 182V181H137ZM256 182V181H255ZM254 182V183H255ZM6 183V182H5ZM44 183V182H43ZM48 183V181L46 182V184ZM256 184H258V183H256ZM256 184H254L255 186H256ZM0 185H2V183L0 184ZM14 185V184H13ZM24 185V183L23 184H21L20 186H23ZM51 185V184H50ZM111 185V184H110ZM158 185V184H157ZM159 185H161V184H159ZM158 185V186H159ZM184 185V184H183ZM213 185V184H212ZM262 185H264V182H263V184ZM3 186V185H2ZM9 186V185H8ZM10 186H12V185H10ZM14 186H16V185H14ZM14 186H12V187H14ZM19 186V185H18ZM19 186V187H20ZM190 186V185H189ZM259 186V185H258ZM1 187V186H0ZM110 187V186H109ZM187 187V186H186ZM264 187V186H263ZM262 187V188H263ZM3 188V187H2ZM2 188H0V194H1V192H4V190L2 189ZM114 188V187H113ZM164 188V187H163ZM176 188V187H175ZM194 188V187H193ZM195 188H196V186H195ZM194 188V189H195ZM4 189H5V187H4ZM144 189V188H143ZM166 189H167V187H166ZM191 189V188H190ZM193 189V190H194ZM197 189H198V187H197ZM3 190V191H2ZM105 190V189H104ZM193 190H192V192H193ZM196 190V189H195ZM201 190V189H200ZM203 190V189H202ZM216 190V189H215ZM102 191V190H101ZM155 191V190H154ZM174 191V190H173ZM98 192V191H97ZM166 192V191H165ZM188 192V191H187ZM198 192V191H197ZM200 192V191H199ZM25 194V193H24ZM106 194V193H105ZM151 194V193H150ZM194 194V193H193ZM200 194V193H199ZM198 194V195H199ZM255 194H257V193H255ZM3 195V194H2ZM78 195V194H77ZM97 195H98V193H97ZM202 195V194H201ZM4 196V195H3ZM7 196V195H6ZM105 196H108L107 194L105 195ZM110 196V195H109ZM112 196V195H111ZM119 196V195H118ZM175 196V195H174ZM195 196V195H194ZM259 196V195H258ZM257 196V197H258ZM101 197H102V195H101ZM257 197L255 198V199H257ZM11 198V197H10ZM13 198V197H12ZM113 198V197H112ZM117 198V197H116ZM121 198V197H120ZM179 198V197H178ZM195 198H196V196H195ZM259 198V197H258ZM8 199V198H7ZM99 199V198H98ZM102 199V198H101ZM106 199V198H105ZM141 199V198H140ZM210 199V198H209ZM215 199H216V197H215ZM94 200H96V199H94ZM93 200V201H94ZM107 200V199H106ZM201 200V199H200ZM222 200V199H221ZM2 200H0V202H1ZM70 201H71V199H70ZM97 201V200H96ZM103 200H101V202H102ZM108 201V200H107ZM156 201V200H155ZM177 201V200H176ZM220 201V200H219ZM218 201V202H219ZM6 202H8V201H6ZM98 202H100V201H98ZM105 202V201H104ZM213 202V201H212ZM256 202V201H255ZM264 202V201H263ZM103 203V202H102ZM108 203V202H107ZM42 204V203H41ZM181 204V203H180ZM180 204H177V205H180ZM220 204V203H219ZM256 204V206H257V203H255ZM43 205V204H42ZM41 205V206H42ZM48 205V204H47ZM113 205V204H112ZM158 205V204H157ZM175 205V204H174ZM184 205V204H183ZM191 205V204H190ZM209 205V204H208ZM216 205H217V203H216ZM6 205H1L0 204V214L2 215V218H4L5 219V224L7 225V224H9V223H12V224H10V226L12 225L13 226V224H14V226L15 225H17V224H15V223H13V222H16L15 220V218H17L16 217V215L13 213V211L11 212V211H9V210H7L6 209V207H5ZM9 206H11V205H9ZM182 206V205H181ZM210 206V205H209ZM219 206V205H218ZM217 206V207H218ZM18 206H16L15 208H17ZM20 207V206H19ZM44 206H42V208H43ZM47 207V206H46ZM109 207V206H108ZM128 207V206H127ZM13 208V207H12ZM91 208V207H90ZM251 208V207H250ZM14 209V208H13ZM12 209V210H13ZM18 209V208H17ZM16 209V210H17ZM199 209V208H198ZM256 209H258L259 210V208H256ZM10 210H11V208H10ZM15 210V209H14ZM57 210V209H56ZM131 210V209H130ZM150 210H151V208H150ZM149 210V211H150ZM236 210V209H235ZM112 211V210H111ZM129 211V210H128ZM140 212V211H139ZM258 212V211H257ZM256 212V213H257ZM16 213V212H15ZM35 213V212H34ZM146 213H147V211H146ZM203 213V212H202ZM206 213V212H205ZM254 213H255V211H254ZM259 213H261L260 211H259ZM258 213V214H259ZM263 213V212H262ZM261 213V215H263ZM28 215H29V213H27ZM27 214L25 215V217L27 216ZM47 214V213H46ZM45 213H44V215H46ZM130 214V213H129ZM139 214V216H141V217H138V220H139V218H140V221L141 222H143L142 220H144V217L141 215V213H138ZM144 214V213H143ZM150 214V213H149ZM148 213H147V218H148V216H150ZM154 214H156V213H154ZM159 214V213H158ZM184 214V213H183ZM22 215H24L23 213H22ZM39 215V214H38ZM187 215H189V214H187ZM18 216V215H17ZM21 216V215H20ZM30 216V215H29ZM31 216H32V214H31ZM34 216V215H33ZM43 216V215H42ZM151 216H153V214L151 215ZM154 216H156V215H154ZM176 216H178V215H176ZM256 217L257 216H260V215H255ZM38 217V216H37ZM44 217V216H43ZM143 217V218H142ZM158 217V216H157ZM184 217V215H182V217L181 218H183ZM237 217H239L240 218V216H237ZM244 217V216H243ZM251 217H254V215L252 216L251 215ZM264 217V216H263ZM19 218H22V216L21 217H19ZM45 218H47V217H44V219ZM49 218V217H48ZM72 218V217H71ZM75 218H76V215H75ZM79 218V217H78ZM131 218V217H130ZM146 218V217H145ZM154 218V217H153ZM170 218H172V217H170ZM184 218H186V217H184ZM192 217L190 216V218H187V221H188V223H193L194 222V220H192L191 219ZM195 218V217H194ZM257 218H259V217H257ZM125 219V218H124ZM127 219V218H126ZM125 219V220H126ZM142 219V220H141ZM148 219H150V218H148ZM147 219V220H148ZM157 218H155V219H153L154 221H156L157 222V220H156ZM160 219V218H159ZM163 219V218H162ZM214 219V218H213ZM249 219V218H248ZM261 219H262V217H261ZM19 220V219H18ZM48 219H46V221H47ZM72 220V219H71ZM77 220V219H76ZM130 220V219H129ZM165 220H166V218H165ZM177 220H180V219H177L176 218V220L175 221H177ZM249 220H251V219H249ZM253 220H254V218H253ZM253 220L251 221V222H253ZM20 221H22V220H20ZM27 221V220H26ZM33 221H35V220H33ZM41 221V220H40ZM128 221V220H127ZM145 221H146V219H145ZM152 220H150V222H151ZM181 221H183V219L181 220ZM256 221V220H255ZM50 222V221H49ZM58 222V221H57ZM75 222V221H74ZM76 222H78V221H76ZM80 222V221H79ZM125 222V221H124ZM131 222H133V221H131ZM180 222V221H179ZM178 222V223H179ZM184 222V221H183ZM243 222V221H242ZM250 224H251V222L250 221H248ZM256 222H258V221H256ZM255 222V223H256ZM264 221H262V223H263ZM17 223V222H16ZM22 222H20V224H21ZM30 223V222H29ZM40 223V222H39ZM43 223V222H42ZM44 223H45V221H44ZM48 223V222H47ZM51 223V222H50ZM49 223V224H50ZM60 223V222H59ZM128 223V222H127ZM144 223V222H143ZM146 223H147V221H146ZM172 223V222H171ZM176 223V222H175ZM177 223V224H178ZM239 223H241V222H239ZM19 224V225H20ZM26 224H28V223H26ZM48 224V225H49ZM116 224V223H115ZM148 224V223H147ZM166 224V223H165ZM180 224V223H179ZM179 224H178V226H179ZM248 224V223H247ZM257 224V223H256ZM5 225V226H6ZM57 225H58V223H57ZM74 225V224H73ZM77 225V224H76ZM255 225V224H254ZM257 225H259V224H257ZM29 226H31V225H29ZM36 226V225H35ZM51 226V225H50ZM244 226H245V224H244ZM243 226V227H244ZM23 227V226H22ZM26 227V225L24 226V229H26L25 228ZM42 227V226H41ZM45 227H48V226H45ZM44 227V228H45ZM75 227V226H74ZM5 228V227H4ZM7 228V227H6ZM11 228V227H10ZM16 228V227H15ZM17 228H19V226L17 227ZM16 228V229H17ZM30 228V227H29ZM40 228V227H39ZM43 228V229H44ZM63 228V227H62ZM81 228V227H80ZM94 228V227H93ZM172 228V227H171ZM246 228V227H245ZM12 229V228H11ZM10 229V230H11ZM21 229V228H20ZM19 229V230H20ZM28 229V228H27ZM27 229H26V231H27ZM31 229H32V227H31ZM36 229H38L37 228V226H36ZM61 229V228H60ZM59 229V227L57 228V227H54L53 229H51L50 231L52 232V233H55L57 230L59 231L60 230ZM65 229V228H64ZM122 229V228H121ZM168 229V228H167ZM173 229V228H172ZM171 229V230H172ZM12 230H14V227H13V229ZM18 230V229H17ZM18 230V232L15 230V232H17L18 234H19V231ZM22 230V229H21ZM42 230V229H41ZM63 230V229H62ZM73 230V229H72ZM123 230V229H122ZM180 230V229H179ZM31 231V230H30ZM43 231V230H42ZM54 231V232H53ZM61 231V230H60ZM68 231H69V229H68ZM99 231V230H98ZM115 231V230H114ZM117 231V230H116ZM152 231V230H151ZM39 232H41V231H39ZM45 232V231H44ZM43 232V233H44ZM97 232V231H96ZM99 232H101V231H99ZM174 232V231H173ZM13 233V232H12ZM17 233H15V235L17 234ZM29 233V232H28ZM27 233V234H28ZM31 233V232H30ZM33 233H34V229H33ZM76 233V232H75ZM94 233V232H93ZM93 233L91 234V236H93L94 237V235H93ZM98 233V232H97ZM181 233V232H180ZM9 234V233H8ZM17 234V235H18ZM22 234V233H21ZM36 234H38V233H36ZM35 234V235H36ZM46 234V233H45ZM51 234V233H50ZM66 234H67V232H66ZM71 234V233H70ZM77 234V233H76ZM79 234H80V232H79ZM82 234H84V233H82L81 232V234L80 235H82ZM95 234V233H94ZM153 234V233H152ZM178 234V233H177ZM195 234V233H194ZM238 234V233H237ZM23 235V234H22ZM26 235V234H25ZM30 235V234H29ZM42 237L44 236L42 233L40 234ZM47 235H49V234H47ZM115 235H116V233H115ZM182 235V234H181ZM24 236V235H23ZM38 236V235H37ZM41 236H40V239H41ZM50 236V235H49ZM49 236H48V238H49ZM52 236H53V234H52ZM58 236H60V237H62L61 235H58ZM64 236V235H63ZM70 236V235H69ZM114 236V235H113ZM18 237H19V235H18ZM29 237H31V236H29ZM33 237H34V234H33ZM65 237V236H64ZM83 237H85L84 235H83ZM87 237V236H86ZM97 237V236H96ZM125 237V236H124ZM143 237V236H142ZM216 237V236H215ZM36 238V237H35ZM45 238H46V236H45ZM51 238V237H50ZM55 238V237H54ZM67 238V237H66ZM70 238V237H69ZM68 238V239H69ZM76 238V237H75ZM114 239H115V237H113ZM119 238V237H118ZM180 238V237H179ZM222 238V237H221ZM232 238V237H231ZM9 239V238H8ZM16 239H17V237H16ZM16 239H15V241H16ZM33 239V238H32ZM56 239H58L57 238V236H56ZM59 239H61V238H59ZM59 239H58V241H59ZM77 239V238H76ZM89 237H88V239H87V242L89 241ZM100 239V238H99ZM98 239V240H99ZM122 239V238H121ZM173 239H174V237H173ZM236 239V238H235ZM3 240V239H2ZM2 240H0L1 242H2ZM26 241H27V239H25ZM24 240V241H25ZM38 240H39V237H38ZM46 241H47V238L45 239ZM48 240H50V239H48ZM63 240V239H62ZM78 241H80L81 239H77ZM76 240V241H77ZM94 240H96V239H94ZM136 240V239H135ZM171 240V239H170ZM177 240V239H176ZM237 240V239H236ZM10 241V240H9ZM19 241V240H18ZM40 241H42L43 242V240L41 239ZM39 241V243H41ZM45 241V242H46ZM67 241V240H66ZM75 241V240H74ZM82 241V240H81ZM116 241H117V239H116ZM124 241H125V239H124ZM233 241V240H232ZM61 242V241H60ZM63 242V241H62ZM69 242H71V241H69ZM96 242V241H95ZM97 242H100V241H97ZM127 242V241H126ZM130 242V241H129ZM165 242V241H164ZM168 242V241H167ZM174 242V241H173ZM178 242H179V240H178ZM225 243H226V241H224ZM6 243V242H5ZM36 243H37V241H36ZM35 242H34V244H36ZM47 243H49L48 241H47ZM47 243H46V246H48L47 245ZM55 243H56V241H55ZM68 243V242H67ZM84 243V242H83ZM93 243V242H92ZM117 243V242H116ZM115 242L113 243V244H116ZM122 243V242H121ZM156 243V242H155ZM205 244H206V248L207 249H215V248H217L218 247V244H220L219 242H218V240L216 239V238H210V239H208L206 242H204ZM230 243V242H229ZM42 244V243H41ZM77 244V243H76ZM81 244V243H80ZM89 246H90V241H89ZM99 244V243H98ZM131 244V243H130ZM141 244V243H140ZM169 244V243H168ZM170 244H171V241H170ZM175 244H177V245H175ZM188 244V243H187ZM37 246L39 245V244H36ZM43 245V244H42ZM70 245V244H69ZM93 245V244H92ZM97 245V244H96ZM106 245V244H105ZM123 245V244H122ZM180 245H183V244H180ZM178 243H177V241H175L174 242V248H176V249H174V251L176 250H180V249H182L183 247L182 246H180ZM225 245V244H224ZM231 245H232V243H231ZM46 246H44V247H46ZM130 246H133V244L132 245H130ZM159 246V245H158ZM185 246H187V245H185ZM39 247H41V246H39ZM94 247V246H93ZM93 247H89V251L90 252H88V256H89V263L88 264H94V260H95V258H93L94 256L95 257H97V255H98V251L96 252V250L98 249V247L96 248V250L94 251V248ZM121 247V246H120ZM204 247V246H203ZM76 248V247H75ZM84 248V247H83ZM122 248V247H121ZM172 248H173V244H172ZM186 248V247H185ZM205 248V249H206ZM17 249V248H16ZM24 249V248H23ZM27 249V248H26ZM67 249H68V247H67ZM93 249V250H92ZM127 249V248H126ZM138 249V248H137ZM143 249V248H142ZM159 249V248H158ZM184 249V248H183ZM46 250H48V249H46ZM113 250V249H112ZM140 250V249H139ZM168 250V249H167ZM187 250V249H186ZM185 250V251H186ZM195 250V249H194ZM199 249H197V251H198ZM203 250V249H202ZM7 251V250H6ZM33 251V250H32ZM40 251H43L44 252V250H40ZM134 251H135V249H134ZM133 251V252H134ZM176 251H175V253H176ZM191 250L189 249V253H190V255H187V254H182L180 251V253H179V255L180 256H177V258L178 257H180V260H181V263L182 264H202L198 259H199V257H197V255H196V252L195 251H192V252H190ZM207 251V250H206ZM4 252H5V250H4ZM12 252V251H11ZM23 252V251H22ZM29 252V251H28ZM10 253V252H9ZM41 253V252H40ZM177 253V254H178ZM202 253V252H201ZM2 254V253H1ZM27 254V253H26ZM173 255H176V254H173ZM1 256V255H0ZM4 256V255H3ZM24 256V255H23ZM27 256V255H26ZM99 256V255H98ZM5 258H6V256H4ZM8 257H10V256H8ZM7 257V258H8ZM176 257V256H175ZM0 258H2V257H0ZM6 258V259H7ZM3 259V258H2ZM18 259V258H17ZM16 259V260H17ZM24 259V258H23ZM71 259V258H70ZM88 259V258H87ZM5 260V259H4ZM13 260V259H12ZM25 260V259H24ZM39 260H41V258L39 259ZM68 260V259H67ZM174 260V259H173ZM70 262H71V260H69ZM101 261V260H100ZM176 261V260H175ZM203 261V260H202ZM207 261V260H206ZM205 261V262H206ZM16 262V261H15ZM39 262V261H38ZM86 262V261H85ZM97 262V261H96ZM131 262V261H130ZM180 262V261H179ZM10 264H11V262H9ZM19 263V262H18ZM42 263V262H41ZM73 263V262H72ZM126 263V262H125ZM176 263H178L177 261H176ZM32 264V263H31ZM179 264V263H178ZM207 264V263H206Z\"/></svg>",
    "mask_w": 264,
    "mask_h": 264
}]
</instances>
